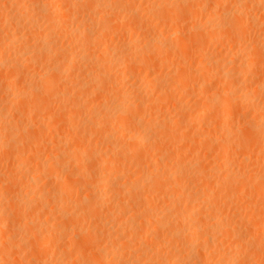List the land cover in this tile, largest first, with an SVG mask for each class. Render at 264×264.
Segmentation results:
<instances>
[{
  "label": "bare ground",
  "instance_id": "obj_1",
  "mask_svg": "<svg viewBox=\"0 0 264 264\" xmlns=\"http://www.w3.org/2000/svg\"><path fill=\"white\" fill-rule=\"evenodd\" d=\"M25 1L29 2V4H27L28 6L27 7L25 6L26 8L25 7L22 8L23 5L19 6V4L21 2L24 3V0L23 1L22 0H2V2L0 1V13H1L0 15L2 16L0 18V43L1 42L4 43L5 40L9 41V43L7 42L8 44L6 43L7 47H6L5 44L3 46V49H4V47L6 48V49H4L5 51L7 50V48L8 49L9 48H13L16 43H18L17 45L19 46V53H18L19 55L17 53H15L16 52L15 50H17V48H15L14 52H12L13 54L15 53V54L18 55V56L12 55L14 60H11V61H5L4 60L3 61V56H5V55H2V54H4L3 52H2V54L0 53V55H1L0 59H2V61L0 62V66H1L0 70L3 67L5 69L7 68V70H5V71L14 72L15 74H13V75H16V76H14L15 78L18 77V76H21V74H23V76L25 74V77H27L28 75H30V72H31V71L29 72V68L40 64L41 68L40 67L39 68H40L41 71L44 72L43 76L42 77L40 76L41 77V79H40L41 81L39 80L41 85L38 84L37 86H39V88L38 89L36 88V90H35L34 87L32 89L30 87L29 91H30V89H31V91L34 89L35 95L32 93L34 96H36L37 93L40 94V95L38 94L36 98H39V96L44 95L45 99L43 100V96H42L43 102H40L42 100L39 101L37 99L38 103L40 102L41 104L40 103L39 104H33L32 103V110L37 111L38 108H42V110L40 109V111H43V107L45 106L44 102H45L46 99L50 98V101L46 100V102L49 101L51 103L52 99H54V102H55V100H57V99H55L56 96H52L55 91L57 92V95H58L59 92H61V93H59V96H61V98L58 96L59 99H61V101H65L66 100L67 103L69 104V109H71V110H69L67 108L68 105L65 104V102L63 104L64 108H62L63 106L59 105V107H61L60 108L61 111L58 110L59 107L56 106L57 107L56 110L61 112L60 114H61L64 122L66 120V117H68V115L70 117H68L67 120H69V121L70 120L71 121L75 120L74 119L75 116H76V115L74 116V114H76L75 112H79L83 108L86 107V106H84V104H83L84 102L82 100L79 101L80 95H82V96H83V94L87 95L86 93H89V92L91 93V91H94L97 94H99V92H103L104 94L102 93V95H104V97H107V98L109 97L111 99L110 100L111 102L117 101L119 103H116L114 105L115 107L112 108L109 105L108 100H107V102H105L104 100H101V99L99 101L96 100L97 101L96 104L94 103V105H92L93 104L92 103L90 105L91 107L93 106L92 107L93 110L90 111V112L94 115V118L92 120L90 119L91 120V122L89 124L90 127L89 128H83L82 127L83 129H81V128L79 129L77 127V129H79L81 131V134H83L82 137L84 136L87 139L89 138V140L91 139V137H93V138L95 137L100 144H102V145L105 144L106 145V153L105 154L100 153L99 149L96 146V143H94L95 146H93L92 145L93 143L90 144L88 142V144H90L91 146L87 147V148H86V146H87L86 144L84 145L85 148H84V146H82L83 144L81 146L78 145V143H81V142L84 141V138H83V141L80 140V142H79L78 139H81V137L77 138L78 137L77 135L81 136L80 133L78 131L76 133V131H75V133H76L75 136H77V137L74 138L75 136L73 137V135L70 134L71 133L70 131H72V130H69V132H70L69 134L72 136L71 138H73V142L75 140L76 141L78 140L77 143H76V141L74 143L69 142V144L71 143L72 146L71 145L67 146V144L65 145L64 143H62V140H63L62 137L63 136L61 137L62 140H60L58 138L59 135L57 136V139H56L55 138L56 135L54 134L55 135V137H54L55 139L53 138L54 140H52V139L48 140L49 136L45 137V136H47V134L44 136L43 131H42L41 135L39 133H36V134H39V135H37L35 138H34L35 135H33L32 136L34 138L33 141H29L30 138L28 136H27L28 137V141H24L22 139L23 138L25 139L24 135L26 134L25 133L26 131L23 129L25 132L24 131L22 132L21 131L22 128L20 130V132H21L20 134L21 135H22V133H25V134L22 135L23 138L20 137V138H22L21 139V143H20L18 140H13V138H11V137L14 136V134L12 135V133H16L20 129V128H17V127H18V125L20 126L21 124L19 123L18 125H15V124L18 123L17 120H15L17 123L15 122L14 129H16V130L11 129L12 133H10L11 131L9 129L13 128V126L10 125L9 123H7L8 125H10V127L7 125L8 126L7 128H8L9 131L6 130V132L0 137V149L2 150L1 146L5 145L6 148L3 147V149H5L6 151H7V149L10 150L11 148H9L7 146H13V144H15V143L16 144L14 145V147L15 146H18V147L23 146V148L21 147V150L20 149L17 150L18 147L15 148L16 151L14 150V147L12 149V151L13 150L15 151L14 155H17V156H15V158H17V159L20 158L19 161H21V158L24 161L25 157H27V158L29 157L28 154L31 152L29 150H32L34 152V151H36L38 149L39 151L38 150L37 151L39 153L40 150H42V149H39L40 148L39 147L40 144H43V146L45 144H47L49 146V150L51 149L52 151H55V153H53V154L50 153L51 154L50 156H48V154H49V152H52V151L51 150L48 151L47 158L45 157L44 161L41 160L42 164L41 163L39 164V161H38V164L41 165V167H43V168L45 167L44 165H46L48 167V168L45 167V170L42 169V170H44V172L41 171V172H43V174L46 175V176L44 175L45 176L43 178L44 181H45V179L47 177V179L50 180L49 181L50 182L49 185H51V182H53V183L55 182L54 184L57 183L56 184L57 186H53V187L50 186L51 189L48 188V189L45 190V188L43 186H41V187L38 186V181L40 180V178L38 179L37 175L31 174L30 178H29V176L25 177V176L21 175L22 177L29 178L28 180H26V179L25 180L29 181V182L31 181V184H30L31 185V190H33L32 191L33 193L30 191L32 193L31 196H29L27 193H26V195L24 194V196L22 197V200H21L22 202L21 203L24 206L25 205H27V206L30 205L29 206V210L32 209L31 212H33L34 207L37 206L36 208H38V209L40 207V209H39L40 211L39 212L36 211L37 213H31V214L37 215L38 213L43 212V211L46 212V213H49V215H51V216L54 215V214H57L58 215L57 217L55 215L54 216L57 219H61V220L64 218L65 223L68 221L69 218L73 219V223L74 222L76 223V221L80 218L78 216H75L76 211H77L78 215L81 216L82 219L84 217V219H83L84 221H85V219L87 220V218H85V217H88V218L90 217L91 220H93V221L95 220L97 222V223L95 222V225L99 224L100 226L98 225L99 226L98 228L95 227L94 229H90V230H92L94 232L95 237H93L91 239L88 236V234H87V236L89 237L87 241L90 242L89 243L90 245L92 243V241H90V240H95L94 243L99 241V244H100V240H99L100 238L99 239H97V238L101 234L102 238H104L105 240H107V242H109L111 244V247H110V244H108L109 247H110V250L105 252V250H104L105 249L104 244L106 243L105 242L102 245V246H104L102 251L100 249H96V248L94 249V247L91 248V249H94L93 251L90 250L91 254L87 255V252L90 253L89 251H87L86 252L87 257L90 256V255L95 256L96 259L94 261L95 262L94 264H103L102 263L103 261L104 262L105 261L106 262L110 261L112 264H209L211 259H213L214 256L216 257L217 255L218 256L216 257V259L219 256L221 258H220V261H218L215 264H264V236H259L258 237V235L255 234V235H257V237H255L253 235L254 232L249 231V229H251L253 227L252 223H253V225L255 224L254 220L257 221L258 219H256V218L257 217L260 218L259 216H257L259 210L261 212L262 209L264 210V207L261 208V209H257L256 210V211H258L257 215L256 214H254V215L251 214L252 211L250 212V215L248 214V210L249 209L254 210L255 206L257 207V205L255 204V200H256V203H258L259 205L262 204L264 206V187L261 186V189L258 188L257 189L258 192H256V190H255L256 194L252 195V197H251L250 194H249L250 196L248 195L249 199L252 198L251 200L254 201V202L253 201L252 202L255 205L252 204L250 202L251 200L247 199V197H246V199L249 200V201H247V204H246L247 205L246 211H247L248 215L247 214L246 215H243V214L241 215V214L235 212L232 215L230 214L231 217L225 216L226 217V218L224 217L225 219L222 218V219H220L221 220L220 222L219 221L215 222V220H217V219L215 218V220H214V217L216 216V213L218 214L219 212H214L215 216L213 215L214 213L211 214V216H213V220H214L212 222V221H210L212 218H211L210 212H209V211L213 212L214 208L216 209L217 202H219L221 200L226 199V200L234 201L235 197L238 196L237 195L238 193H237V191L235 189H237V187H239V184H240V188L244 191V189L246 187V184H248L247 180H253L254 178H256L255 176H256L257 173L252 178V174H249L251 171L248 172L250 169H248V171L247 170L245 171V168H247L246 167V163H248L247 161L251 160L252 157L258 158V156L257 155L254 156L253 152H251V151L252 150L256 151L257 149H260V148L256 149V148H254L252 146L251 147L252 149H251L250 148L251 144L256 146V147L262 145V146H260L261 149H262V147L264 145V102H263V105L261 107L259 105H255L257 102L261 101V99L264 101V82H263L264 79L260 80V81H257V80H259L261 78V77H259L260 73H262V71L264 70V59L261 56V48H262V45L264 44V21L261 22V23L258 22L259 21L258 19H257L258 21H254L255 19L254 20L251 19V17H253V16L249 17L246 12H248V10H250V11L251 10L252 11L255 10L254 12L256 13V12L260 11V9L264 10V0H159L160 2L158 0H157V2L156 1L155 2H149L150 0L149 1H145V0L142 1L141 0L143 3L139 2V4L134 2L133 0H61L62 2H65L66 5H68V7H70L73 10V11L72 10H70V11H72L73 13L75 12V14L78 13V14L81 15L80 21L77 20V18H76L77 16L75 14L74 15H75L76 19L74 18L73 21H72V18L70 19V17L68 16L69 14L71 15L72 12L70 13V11L68 10V12L66 11L67 12L66 13L65 9L67 7L65 8L62 3H61L62 6L58 7V8L64 7L65 9H64L63 12L65 14L61 15V16H65L67 14L68 18L65 16L66 18L64 17V19H63V18H61V16H58L59 13L62 10L60 12L58 10L57 17H56V14L55 15L53 14L56 11L53 12V13L50 12V11L47 12V10H48L47 8H50V5H49V7H47L48 3L46 1H44V0H25ZM28 2H26V3H28ZM52 3H55V2H52ZM103 3H104V5H103ZM105 3L106 4L108 3L109 7H107V9L110 8V10H108V11H110V13L106 12L107 10H106L105 7L107 5L105 6ZM168 4L171 6V9L172 8H174V9L173 10H169L168 8H170V7H168ZM164 7H166V8H164ZM211 7L213 9L218 10L219 11L218 13H220V14L219 15L216 14L217 12H213V13L211 12L212 14L209 13L208 16H210V18L208 19V17L206 16L207 20L205 19L206 22H204V19H203V22H204L203 25H198L197 24L198 21H196V24L194 23L193 26H189L188 25L189 23H192V21H193L192 18L194 16V14H195V17L197 15V17H198L197 19H200L201 16L206 14V12L204 13L203 11H200V10L207 11ZM102 8L103 9L105 8V10H102ZM51 9L54 11V9L52 8V5H51ZM195 10H196V12L194 13ZM188 11L189 12L193 11L194 14L191 13V12H190L191 13L190 14ZM198 11L203 13V14L202 13L199 14V15H201L200 17L198 16V13H199ZM33 13H35L37 15L36 17H40L43 20H46L47 22L43 21L45 24L49 23L44 28V30L47 31V34H48L49 38H47V39H45L46 37L43 38V35H42L43 33L41 34L40 31L45 25L43 27H41L42 21L40 23L38 21V19H35L36 17H34ZM262 13L263 12H261L260 14H262ZM30 14H32L33 16H31ZM184 14H186V17L184 16ZM187 14H190L192 16V18L185 21L186 23H188V24L185 23L186 24L185 28H186L187 25L189 26L186 29V32L189 33V34L187 35V37H185V39H187L189 41V35H191L190 36V42H192L191 40L193 39L192 45L194 43H196L195 44V45H197L196 46V51L200 55V58L202 59L200 61V64L202 62V64H201L202 67H199L198 69L192 70V68L190 69L188 66L187 67L182 66V65H185V63L184 64L182 63V65H180L181 67L178 69L181 72L176 71L177 75L176 76L172 75L171 78L168 77V78H170L168 80L166 78H162L161 79L160 76H159V78L158 77L157 78L152 77V80L150 81V85H152L154 87H157L156 89L157 90L159 89L160 92H161V94L157 98H155V97L152 98L153 96L151 97V95L149 96V94H150L149 91H147L149 94L148 93L146 94V93H144L146 90L144 92H142L141 90L135 89L138 86L136 85L137 87H135V85H133L134 89L133 88H131V89H133L134 92L131 89L130 90L132 91L131 93H134L133 95H135V96H133V99L131 101L130 99L132 98V96L129 99V96L127 97L126 94H124L123 91H122L123 92L122 93L119 90L120 88H118L119 87L118 82H120V84H123V83L126 84V82L129 81L127 79H131V81H132V79H137L139 77V75H140V74H138L139 71H138L137 67L138 68L140 67L139 70H141V68H144V70H146L145 67L149 68L150 66H152L154 64H156V65H154V67L157 66L158 65L157 62H159L160 60H162V62L165 60V65L168 64V63H171V62H174V63H171V65L175 64V61H178L177 59L175 60V58L176 57H180L181 55L180 56L176 55V57H174V59H173L174 61H171V62L168 61L167 62L166 60L169 59V58L167 57L166 59H163L165 57L162 58L160 56V53L165 55L164 54L165 52L168 53V52H171L173 50H175L173 52L177 51V53H178L179 50H177V49H179L180 47L185 46L184 49L187 50L188 47H186V46H190V44L189 45L188 44H184L186 42L188 43L187 40L185 42V40L183 39L182 41L184 43L181 41L182 35H183L182 33L173 32L171 34L163 35L162 33H159L158 30H155V28H156L155 26L156 25L154 26L155 27L154 29L152 28L153 27V25L151 24L152 21H154V19H155L156 22H157V20L158 21L160 20V22H159L160 24H161V22H163L164 24H168V23L173 22V24H174L175 23L174 21L177 22V20H180V19H182V21H183L184 20L183 18L187 19V16L188 17L190 16V15H187ZM250 14H252V13L250 12ZM123 15L126 18V20H125L126 23L124 22V20H123V22L119 21V22H121V23H119L118 19H119V17L121 19L122 18L124 19V17H122ZM144 15H145V17H144ZM262 15H264V14H262ZM262 15H260V16H262ZM257 16L258 15H256V17ZM260 16H258V17H260ZM78 17H79V15H78ZM216 17H220V20H222V22L218 23L217 22L218 19L216 20ZM4 18H5V20H4ZM40 18H39V20H41ZM213 18L216 20V22L213 20ZM70 20H71V22H70ZM148 21H149V23H148ZM28 22L30 24H32V25H30V28L33 26V28L31 29L33 31L29 32V30H28L30 36H29V38L27 37V39H25L24 35H22L24 37L23 38V37H19L18 35L17 36L13 35V34L10 35L8 32L4 33L5 29L3 30V28L1 27V26H3L2 24H4L5 26H8L10 28L12 27L10 30L14 29L18 33V31L20 32L23 29V27L25 28L28 25ZM156 22H155V24H156ZM194 22H195V19H194ZM39 23L41 25H39ZM118 23H119V27H121V26L122 27L116 29L118 31L115 32L114 28H116V25L118 26ZM244 23H245V25L247 23L248 24L251 23L253 25L252 26L253 28L255 26V28L258 29L259 33L261 32V34L259 36L258 35L259 33H257L256 30L255 31L250 30L249 31L250 33H251V31H253L252 32L253 33V38H255L254 35L256 34V36L257 35L259 36V37H257L259 39L258 40H256L257 38L254 39V41H255L254 43L255 44L253 46H252V44H250L251 46H248L246 48L244 47V49L246 50L245 52L247 53V54L246 53L245 54L246 55L249 54L248 56L251 55L253 57L252 61L249 62V61L244 60L246 58L245 57L246 55H242V54H239V53L238 54L234 53L233 56L231 54L232 57H230V56L228 57L227 55L224 56V57H222V56L220 57L218 53H217L218 55L216 53H214L215 55L212 54L210 56V55H208L207 52L206 53L204 52L205 49H203V44L206 43L207 39H211V42H208V40H207V43H209L208 44L209 46H211L210 44L212 42H215L216 37H217V39H219V43L222 40H224V38L226 39V37H227V39L230 36H232V37L237 36L238 37V34L239 35L242 34L240 36L241 38L238 37L239 39H242V38L244 39L246 36L245 37H242V36H244L245 34L247 35L249 33V32H246L247 31L246 29L248 28V24L246 25L247 28H245ZM24 24H27V25L25 26ZM146 24H147L148 27H150V25H152V26H151L150 33L146 32V34H149V36L146 35L149 38L146 37V39H145L146 41H144V37H143V41L144 42L143 43L139 42V43L142 44V47L138 48V46L135 43H132L133 40H132V42L129 41L130 43H125V44L122 43L123 45L121 44V46L119 45L117 47H113V45H115V44L111 45L112 43H110V42H109L110 45H109V43L107 44V40L109 39L108 36H109L110 32L111 33L113 32L114 34H117L120 31V29L124 30V28L127 27V26H130L133 29H136L138 31L139 30L140 31H142V30L144 31V28H145L144 26ZM181 24H182V22H181ZM242 25H243L244 29L246 30V31L244 30L245 34H243L244 32H242L243 31L242 30V28H243ZM178 26H181V25H178ZM130 27H128V30L131 29ZM158 27H161V25H158ZM249 27H250V29H253V28H251V25ZM164 28H165V26H164ZM184 30L185 29H183V31ZM42 32H43V30H42ZM142 32H140L141 36H142ZM113 33L111 34V36L114 35ZM119 33L121 34V32H119ZM125 33H126V31H125ZM128 33H130V32H128ZM131 33H132V31H131ZM177 33L181 34V37H178L176 35ZM250 33H249V35H251ZM45 34H46V32H45ZM45 34H44V36H46ZM133 35H135V34L133 33ZM185 35H186V33L184 34V36ZM192 35H193V37L196 36L195 37L196 39L193 38ZM249 35H247V38H248ZM176 36L178 37V39L175 41L177 43H174L173 38L176 37ZM211 36H214V38H212ZM221 36H223L222 40H220L221 38H219ZM69 37H70V40H68ZM62 38H65V40L67 39V42H66L67 46H66V43H65V45L63 43L64 46H60L59 47V45H57V43L60 40V45H61ZM31 39H32L31 42H33V40L35 41L34 45H31V43L29 44V42H30L29 40H31ZM194 39H195V41H194ZM213 39H214V41H213ZM228 40L234 41V39H228ZM242 40H240V41H242ZM126 41H128V40L126 39ZM178 41L181 42L180 43V45L182 44L181 46L178 45L179 44ZM244 41H245V39H244ZM236 42H238V41H236ZM219 43H218V45H220ZM225 43L226 42H224V44ZM230 43H232V42H230ZM212 44L215 45V43H212ZM222 44H223V42H222ZM224 44H223V46H224ZM233 44H235V41L233 42ZM204 45H206V44H204ZM208 45H206V47L209 48ZM0 46H2V45H0ZM225 46H230V45H225ZM95 47L97 49H95ZM206 47L204 46V48H206ZM263 48H264V46H263ZM92 49H94L97 52L96 54L99 53V55L94 54L93 52H95V51L92 50ZM184 49H182V51H184ZM194 49H193V51H191L192 53L195 52ZM224 49H225V47H224ZM241 49H243V48H241ZM186 50L184 51V53L180 51V54L181 53L186 54V52H188ZM206 50H207V48H206ZM239 51H240V49H239ZM100 52H101V54H100ZM173 52H171L172 55L170 56V58L175 54V53L173 54ZM243 52L244 51H242V53ZM149 53H150V56L153 53H154L153 55H155V56H157L159 54L158 56H160L161 58L160 57H153V56L148 57ZM262 53H264V52H262ZM190 55H192V54H188V55L186 54V56L185 55H183V56L185 58L187 56H188V58H190L189 57ZM263 56H264V54H263ZM92 57H93L94 60L92 59ZM9 58H7V60H9ZM153 58H157V59H153ZM191 58H192V56H191ZM186 59H184V60H186ZM22 60H24L23 62L26 63L25 65H28L27 67H25V65L22 64V62H21ZM47 60H51L52 61V65L50 64L51 61L49 63H47L46 62ZM184 60H182V62ZM188 60H190V59H188ZM188 60H186V61H188ZM92 62L93 63L95 62L97 64L96 66L94 65L95 67L92 65L93 68L89 67L90 63H92ZM159 65L161 66L162 63L159 64ZM170 66L167 65L166 67H170ZM225 66H229V68L226 67L227 70L224 69L226 71H223V68ZM176 67H177V65H176ZM190 67H191V65H190ZM39 68H38V71H40ZM112 68H117V70H118V73L117 74L115 73L116 75H114V76L111 75ZM195 68H196V66H195ZM32 69H34V68H31V70ZM173 69L176 70L177 68H173ZM261 69H262V71L260 73L257 72L258 78L255 79L253 77L254 74L256 73V71H259ZM2 70H4V69H2ZM113 70H115V69H113ZM34 72H35V69H34ZM113 72L114 71H112V73ZM8 73L11 74V72H8ZM36 73H37V71H36ZM174 73H175V71H174ZM174 73H172V74H174ZM0 74H1V72H0ZM2 74H1V77H0L1 80H2L3 76L5 77V75H2ZM5 74H6V72H5ZM195 74L199 75V77L201 76V74H204L203 76L207 75L208 77H214L215 78V79L213 78L214 80H216V77L219 76L220 79H222L224 81V83L226 82L225 84H223V83L222 84H223V86H227V88L225 87L226 89L225 88L224 89H218L215 92V94H211V92L210 93L207 92L209 89H211L210 88V84H209V89H205L207 91L201 90V88H203V86H204V84H202V83H205L204 81H202V83L199 82L200 86H198V88L196 86H194V84H193L192 87L194 86L193 88H196V91L198 89L201 90L200 91V96L202 97V99H204L205 104L201 103V105H203V106L201 107V105H198V107H197L196 106L197 103L195 104L193 102L192 104H195V107H197V108H196L195 112L191 111L190 113H192V114L189 115V111L191 110V109L189 110V108L190 107L193 108V106L192 105L191 106L188 105L189 106L188 107V106H185V104H184V106H181L180 104H182V103H180V100H179V104L178 105H180L181 110H179L178 113L180 111H182V112H180L181 115H179V114L178 115H179V117L181 119L178 120V118H177L176 121H174V122L167 121L169 123L165 124L164 121H163L164 124H161V123H159V121L161 119L157 120V119H154L152 117V119L150 118V120H147L148 122L145 123V121H143V120H141L139 118L140 114L143 115L142 113L146 112L147 110L151 109L152 112H153V108L154 109L155 108L158 109L159 106H160L159 108L165 106V105L161 106L162 103H165L164 100L167 101L166 105H169L170 103L169 104H167V103L169 101L171 102V101L174 100L173 99V97H174L173 92H175L172 89H169L171 87V85H174L173 87H175V88H179L178 90H182L181 89L182 87L184 89V86L182 84L186 83L185 80H187V83L191 84L192 82L188 81V79L191 80V76H193V75L195 76ZM263 74H264V72H263ZM35 75H36V77L37 76L39 77L40 74L39 75L35 74ZM35 75H34V77H35ZM241 75L248 76V80H250V78H254L256 81H252L253 79H251L252 82L249 81L251 83L250 85L245 84V82L243 83V79H242ZM207 76H205L204 79L206 78L208 80ZM250 76H252V77H250ZM12 77L13 76L11 75V79H9L8 82H5L6 84L2 83V84H4L3 85L4 88L8 89L7 83H9V85H10V82L12 81ZM25 77H24V79H25ZM146 77H144V78H146ZM5 78H7V75H6ZM20 78H18V79H20ZM139 78H142V76L139 77ZM193 79L194 80H192V81H195V77ZM199 79H202V78L200 77ZM204 79H202V80H204ZM4 81H7V80H4ZM14 81H16V80H14ZM32 81H34V79H32ZM218 81H219V79H218ZM218 81H216V83ZM28 82H30V81H28ZM114 82H117V84L109 85V84L114 83ZM196 82H197V80H196ZM17 83H19V82H17ZM136 83H137V81H136ZM140 83H141V81H140ZM151 83H153V84H151ZM2 84H0V87L2 86ZM23 84L24 83H22V85ZM61 84H70L71 88H69L68 91L70 89L72 91L76 90V91H73V93L74 94H78L79 93V95H78L79 97L76 96L78 98L75 100V96L72 94V92H71L72 95L68 94L69 92L66 90L67 87L64 90H62V91L61 90L57 91V90H59V86L58 85H61ZM133 84H135V83H133ZM190 84H188L189 87H190ZM205 84H207V83H205ZM222 84H220V86H222ZM29 85L31 86V84H29ZM195 85H198V84H195ZM3 86H2V88H0V90L3 89ZM56 86H58L57 90H56V88H57ZM220 86H219V88H221ZM234 86L235 87L238 86V89H236V90L233 89ZM15 87H16V85L13 88H15ZM68 87H69V85H68ZM129 87H131V86H129ZM145 87H148V85L145 86ZM189 87H188V89H189ZM20 88H21V86H20ZM20 88L18 90L19 92H15V93L12 92V90L15 91V89H12L10 93L7 92L6 89L4 91H6L9 94H12V97H15V96L17 97L18 95L22 96L21 99L18 101V102H20L19 105H21V102H22V106L23 105H27V104L31 105V102H30L31 99H29L30 100L29 101L30 104L28 103V99H23V97L26 98L29 95V92H28V95H27V92L25 93V91H20V90H22ZM193 88H192V90H193ZM24 89H26V88H24ZM146 89H148V88H146ZM149 89H151V88H149ZM215 89H217V87ZM151 90L153 91V89H151ZM237 90H239V92L241 94L238 93L239 94L238 95L237 94V92H238ZM31 91H30V95H31ZM107 92H109V93L111 92L109 94L111 97L106 94ZM112 92L114 93L113 97L111 95ZM180 92H184V90L180 91ZM198 92L199 91H197V93ZM90 93H89V95H90ZM189 93H192V91L191 92L189 91ZM193 93H195V92H193ZM212 93H213V91H212ZM1 94H3V93H1ZM1 94H0V96H1ZM4 94H6V93L4 92ZM97 94H96V96H97ZM170 94L171 95L173 94V95L171 96ZM6 95H8V94H6ZM13 95H15V96H13ZM68 95L73 96L74 99L72 97H70L73 100L72 99L69 100V98H67ZM2 97H4V95H2L0 97L1 101L3 100ZM19 97H17V99ZM51 97H53V98H51ZM93 97H94V95H93ZM171 97H172L173 100L171 99ZM198 97H199V95H198ZM32 98L34 99V97H32ZM101 98H102V96H101ZM195 98H197L196 95H195ZM256 98H260V100L258 101V100H256ZM4 99H5V101H8V102L10 100V98L8 96H5ZM17 99L13 98L12 100H16L17 101ZM33 99H32V101H33ZM254 99L256 100L255 104L253 102ZM24 100H27V102H25L23 104ZM16 101H15V103H16ZM46 102H45V104H46ZM85 102H88V101H85ZM177 102H178V100H177ZM240 102H242V103L245 102L248 106H251L254 109L253 111H255V109H256V111L258 112V115H256V116L253 115L254 119H249L248 118L249 120H245L246 117H244L245 122L242 119V121L245 123V126H248V130H246L247 133H243L244 134L243 136H245V139H244L243 136L240 135L241 136V137L239 136L240 138L239 137L235 138V140L238 139L237 140L238 144L236 143V141H233V143L235 142L240 147V151H241V148L243 149V151H242L243 154H242V156L240 155L242 157L241 163L235 159L234 155H232L233 148L236 147L237 145L235 143H234V145H236V146L231 145V144H233V143H231L232 141L229 142V139L231 137L233 138L232 135H234V137H236L235 136L236 133L234 134L232 132L233 131L232 130L231 131L232 133L229 135L231 137L228 138L227 135L229 133L225 132V130L227 131V129L224 128V130H223V127H228V126L225 125L223 127L220 126V128L218 127L219 124L225 123V122L222 123V121H223L222 115H223V112L225 111V109L232 106L231 108H233L232 110L234 112L232 110H230L231 109L230 108L229 110H227L228 111V115H226V116L232 115V114L229 115V111H231V113L235 114L236 111L234 110L233 105H235L237 103L236 104L237 107L239 106L241 108L240 105L242 103L240 105H238V103H240ZM59 103H60V101H59ZM12 104H13V102L9 103V107L10 108L12 106H14V109L18 108V107L15 108V106H17L16 104L15 105L14 104L12 105ZM42 104H43V106H42ZM60 104H62V102ZM159 104H161V105H159ZM173 104H175V103H173ZM28 105L26 107H28ZM48 105H50V104L48 103ZM48 105H46V107H44V109L45 108L48 109L49 108ZM3 106H7L8 107V105H3ZM87 106H89V105H87ZM156 106H158V107H156ZM19 107L22 108L21 106H19ZM6 108H4V110ZM10 108H8V109H10ZM87 108H89V107H87ZM92 108H90V109H92ZM176 108H178V107H176ZM24 109H25V106H24ZM26 109H28V108H26ZM26 109L25 110H23V109L21 110V112L22 111L24 112V115H28L27 112H26L27 114H25ZM1 110H0V114H1V112L4 113V110H2V111ZM49 110H51V109H49ZM5 111L8 112V110H5ZM256 111L254 112L255 114H257ZM21 112H20V114H22ZM52 112H53V110H52ZM210 112L215 114V122L218 125L216 123H214V124H216L217 128H219L220 130H221V127H222V130H223L222 131L223 133L220 136L223 137L224 142L220 141V144L223 143V144H221L220 147L217 146V145H220V144H218L219 142L217 144H215L216 143L215 139H217L216 135L219 132V130H216L217 133L214 135V136H216V138L213 140L214 142H213L212 145L214 146V144H215V146H214V148H210V147H213V146L211 144L209 145V142L214 138V136H213V138L211 137L213 135V132L208 130L211 126L205 127L204 131H195V130H193V127H194L193 123H190L191 121H189V117H187V116H191V119L193 120V118H194L196 113H198L197 115L202 114V116L203 115L206 116ZM225 112H224V114H225ZM39 113H41V112H39ZM47 113H49V111ZM55 113L57 114L56 111H55ZM87 113H89V112H87ZM238 113H239V111H238ZM50 114H48L49 116L47 115L48 118L51 116ZM60 114L59 113L57 114V116L59 115L58 118L56 116H55L56 117L55 118L53 115H52V118L54 117L56 119L55 120L56 122H57V120H60V123H61V119L62 118L59 119L60 118ZM156 114H157V112H156ZM43 115L45 117V114H43ZM71 115L74 116V117L71 118ZM80 115L81 114H79V115L77 114L78 117ZM239 115H237V116H239ZM1 116H2V114H1ZM14 116H16V115H14ZM14 116H13V118H14ZM204 116L202 118H199V119H203V118L205 119V118L208 117V116H206V117H204ZM253 116H252V118H253ZM22 117H23V115H22ZM146 117H147V115H146ZM234 117L235 116H233L231 118L234 119ZM0 119L3 120V118H0ZM18 119H19V117H18ZM40 119L41 118H39V120ZM210 119L211 118H209V119L207 118V120H210ZM229 119H230V117H229ZM240 119H241V117H240ZM2 120H0V121L2 122ZM4 120H5V118H4ZM8 120L6 122H8ZM22 120H23V118H22ZM22 120H18V121H22ZM32 120H34V119H32ZM43 120H45V119H42V121ZM42 121H38V122H42ZM45 121H47V119ZM77 121H79V120H77ZM126 121H129V123L130 122H133V123L136 122V125H137V127L139 126V128L146 127L145 128L146 129V133L144 135H143V133H142V135H141V133H138V134H140V136H138V137H135V134H133L134 136H129L130 135L129 134L127 137H125L124 134H123L124 136H121L122 134L117 136L116 135L117 132L116 133L114 132V130H116V129L113 128V125L114 124H116V125L118 124V127L119 126H124ZM201 121L203 122V120H201ZM205 121L206 120H204V122ZM225 121H226V119H225ZM231 121L232 120H230V122ZM1 122H0V125H1ZM13 122H14V120L13 121L11 120V124ZM199 122H200V120H199ZM207 122L204 125H209ZM2 123H3L2 124V128H3L4 122H2ZM42 123H44V121ZM50 123H51V121H50ZM57 123H59V121ZM67 123H68V121H67ZM126 123L129 125L128 122H126ZM61 124H62L61 126L65 125L63 123H61ZM70 124H69V126L66 124L67 125L66 127H70ZM127 124L125 126L129 127ZM211 124H212V121H211ZM226 124H228V122ZM233 124H234V122L231 124V126ZM24 125H25V123H24ZM37 125H38V123H37ZM57 125H59V124H57ZM73 125H74V121H73ZM130 126H132V125H130ZM229 126H230V124H229ZM241 126H243V125H241ZM50 127L52 129L55 126L53 125V127L52 126H50ZM118 127H116V128H118ZM182 127H185L186 129L188 128L190 130H193V131H191L193 133V137L191 135L188 136L187 132H190L189 130L186 131V136H184L185 134L182 136L181 135L182 133L178 132ZM72 128L75 129L76 126L74 127L71 124V129ZM130 128L131 127H129V129ZM228 128H230V130H231V127H228ZM249 128L251 129V131H250ZM32 129H33V127H32ZM51 129H49V130H51ZM55 129H57V128H55ZM55 129H53V131H55ZM138 129H136V130H138ZM145 129L142 130V131H145ZM236 129H234V131ZM244 129H246V128H244ZM45 130H47V128ZM2 131L4 132V129L1 130V132ZM53 131H51V132H53ZM1 132H0V135H1ZM35 132L34 133L32 132V133L35 134ZM38 132H39V130H38ZM170 132H172V133H170ZM177 132L181 133V134H178ZM204 132H206V133H204ZM209 132H211L212 135H210L211 133H209ZM220 132L218 134H220ZM228 132H229V129H228ZM250 132H251L252 135L250 134ZM18 133H19V131H18ZM55 133H57V132H55ZM135 133H136V131H135ZM207 133H209V134H207ZM20 134H19V136H20ZM171 134H172V136L174 138H172V137L170 138L169 137ZM205 134L209 135L208 137H210V139L212 138L209 142H208L209 139H207V137H205ZM16 135H17V133H16ZM177 135H179V137L181 136L180 137L181 141L178 139ZM247 135H249L248 137L251 138V140L249 142H248V140L246 141V139L248 138V137L246 138ZM19 136H17V138ZM27 137H26V139H27ZM195 137L200 138V141L198 139V141L195 143V145H193L194 143H192V142L193 141L195 142ZM202 137L203 138L205 137V139H207L203 143H201V145L202 144L208 145V147L205 148L206 152H209V149H211V155L214 153L213 154V156H214L217 153L216 152L217 149L215 150V147L219 148V151L217 150L218 152H220V155H219L218 159L221 162H220V164H219V162H217V166H218L216 168V170L218 169L217 171L214 170V168H213V170L216 171L215 173H217L216 174L217 175L216 179L214 177V179L216 180L215 182L213 180H210V178H208L210 176V174L212 173V171H211L210 168L207 169L208 166H205L207 164H205V165H201L200 164L199 165V162H197L198 164H196L195 166H190L189 164H183V160L185 159V157L183 159V151H185L184 152V155H185V153L187 152V149H188V151L190 150V152H191V150H194L195 147L198 145L197 143L201 142V138ZM17 138H15V139H17ZM50 138H52V136H50ZM166 138H170V142H169L170 144H168V142L166 141ZM242 138L246 142H243L242 144H240V142L243 141ZM64 139H66V138L64 137ZM163 139L166 141V144H168V147H166V148L164 147L165 149L162 147V144H164ZM178 140L180 141V143L183 141V145L182 146L180 145ZM177 141H178L180 146L176 145ZM187 141H189L188 145L189 144L191 145V143H192V145L189 146L188 148H186L188 146V145L186 146ZM18 142L20 144H22V145L20 146V144ZM85 142H86V139H85ZM17 143H18V145H17ZM51 143H52V145H51ZM131 143L136 144V146H138L139 148L136 149L135 146L134 147L131 146L133 148L129 149L128 145L130 146ZM248 143H250V146L248 145ZM73 144H76V145L73 146ZM134 144H132V145H134ZM165 146H167V145H165ZM193 146H195L194 149L192 148ZM201 147H203L202 149H204V146H201ZM239 147H237V149L235 151H237L239 149ZM139 149L140 150L143 149V151H145V149L152 150L153 153L148 151L149 152L148 154L151 153L150 155H152V157H153L154 154H156V158H154V166H153L154 168L153 167H152L153 169L151 168L152 169L151 172L143 171V169L137 167L138 169H141V171H143V172H141L142 176H140L138 178L133 176L132 178L135 177V179L131 178L132 180H129L130 177L129 178H127V177H125V178H123V177H115V179L113 181L109 182V180L112 179L111 178L112 175L110 173H108L109 170H107L105 167L102 168L101 164L105 163L106 165L109 164L111 166V164H113V163H115L117 165V163L120 162L121 160H124V162H125V159H126L128 161L127 158H129V157L138 159L140 154L143 153ZM198 149L201 150L200 146H199ZM213 149H214V151H213ZM247 149H250V150H248L246 152ZM6 151H4V152L0 151V152L1 153H5ZM12 151L10 150L9 152H7V153H9V156H10V152L12 153ZM28 151H29V153H28ZM235 151L233 152V154L235 153ZM240 151L238 150V152H240ZM42 152H40L41 155H42ZM196 152L197 151L193 152V154L196 153ZM206 152L205 153L202 152V153H204L203 157L206 156ZM248 152L252 153V155H250L252 157H250L247 154ZM258 152H256L255 154L259 155L260 153H258ZM107 153L110 154V155H108ZM11 155H13V154H11ZM29 155H31L30 158H28L30 160H31L32 157H36L37 156V154H34V155H36V156H34V155H32V153H30ZM106 155H108V156H106ZM145 155H144L143 158H142L143 155H141V157L138 159V162L139 161L141 162V159L142 160H146L145 158L150 156V155H148V156L145 157ZM208 155H207V157H209ZM38 156L40 157V155H38ZM38 156H37V158H38ZM191 156L193 157V155H191ZM197 157H198V155H196V159H197ZM12 158L14 159V156ZM27 158L25 159L26 161L28 160ZM214 158H215V156H214ZM13 159H12V162H13ZM32 159H34V158H32ZM200 159L201 158H199V160ZM215 159H214V161H215ZM260 159H261V156H260ZM165 160H167V161H165ZM252 160H253V158H252ZM19 161H15V162L19 163ZM23 161H21V162H23ZM254 161H255V159H254ZM34 162H36V161H34ZM186 162L188 163V161H186ZM237 162H239V164H237L238 165L237 166V172H233V167L236 165ZM249 162L251 163V161H249ZM86 163L92 164L91 167L90 168H83V165H85ZM126 163H124V164H126ZM143 163H145V161H143ZM253 163H251V164H253ZM260 163L258 162V164H260ZM263 163H264V161H263ZM38 164L35 163L34 166L37 167ZM97 164L101 165L100 167L102 168L101 170H104L103 172H101L100 170L96 169V165ZM140 164H142V163H140ZM64 166H68V167L69 166H71V167L74 166V170L72 169L73 173H68L67 172L68 174H64L65 169L62 170L63 172L61 171V169H63L61 167H64ZM110 166H109L108 169H110ZM122 166H125V165L122 164ZM133 166L136 167L137 165L134 164ZM117 167L120 168V166H117ZM37 168H39V166ZM59 168H60V170L58 171ZM104 168L107 170V172L105 171ZM142 168H143V164H142ZM169 168L171 169V171L169 170ZM47 169H49L48 172L46 171ZM67 169H66V171H68ZM262 169H263V167H262ZM33 170H32V172H33ZM121 170H122V167H121ZM18 171H19V169H18ZM35 171L37 173L39 172V170L38 171L35 170ZM45 171H46V173H45ZM115 171H116V169H115ZM125 171H127V170H125ZM36 172H34V173H36ZM254 172H255V170H254ZM43 174H40V175H43ZM116 174H114V175L116 176ZM139 174H140V171H139ZM262 174H264V173L262 172ZM25 175H26V173H25ZM15 176H18V175L17 174L16 175L13 174V177H12V174H11V178L14 179ZM173 176L177 178L176 181H172L171 180L173 178ZM22 177H21V179H22ZM202 178H203V180H201ZM204 178H208L210 180V182H206L207 179L204 180ZM13 179L8 180V181H10L11 186H12V182H14V181H16V185H17V178H16V180H13ZM258 179H260L259 181H261V179L263 181V178H258ZM11 180H12V182H11ZM25 180L23 179L22 181H25ZM174 180H175V178H174ZM44 181H43V183H44ZM187 181H189V182L198 181V184H196L197 182H193V183H195V185L194 184H190V185L184 184ZM200 181H205L206 184H202ZM1 182H3V181H1ZM19 182H21V180ZM58 182H60L59 183L60 185L63 184V186L61 185L62 186L61 187L58 184ZM252 182L254 183V180L251 181V184L253 186H255V189H256L257 188V184H259L260 182H257L256 185H255V183L253 184ZM101 183L110 185L111 188H110L109 192L108 191L106 192V190H105V192L104 191H100L99 186H100V188H102L101 187V185H102ZM262 183H264V182H262ZM27 184L28 183L26 182V184H25L26 187L24 186L26 189H27ZM46 184H48V183H45V185ZM172 184H173V186H172ZM236 184H238V186L235 188ZM261 184H259V185H261ZM23 185H24L23 183H22V186L19 183V187L21 186V188H22ZM252 185H249V186H252ZM28 186H29V184H28ZM46 186H48V185H46ZM14 187H17V186H14ZM54 187H56V188H54ZM57 187H60V188H57ZM172 187L173 188L175 187V189H176L175 192L178 193V196L173 191ZM5 188H6V186H5ZM21 188L17 187L16 189L20 190ZM250 188H248V189H250ZM75 189H76L75 194H77L78 191H80L78 193H81V192L82 193H84V192L87 193V194H85V195H87V197L83 196V194L81 193L82 194V198H84V199H82L81 197H78L77 195H79V194L76 195L79 198L78 201L80 202V204H78V205L75 204L76 200H73V197L71 196V193H72L71 191L72 190L74 191ZM241 189L238 190V192L242 191ZM21 190H23V189H21ZM252 190H251V192H252ZM30 192H29V194H30ZM249 193H250V191H249ZM7 194H8V192H7ZM15 194H14V197H15ZM5 195H6V193H5ZM72 195H73V193H72ZM240 195H241V193L239 194V198H236L237 201L235 199V203L238 202L239 199H242L241 197L245 195V192H244V195H241V196ZM76 196L74 198H76ZM11 199H9L10 201L8 200L9 202H8L7 207H9V205L13 204L12 202H14V201L11 202ZM15 199H16V197H15ZM45 199L47 201H45ZM136 200L141 201L139 203L140 204L139 206L137 204L139 201L136 202ZM226 200L223 201V202H227ZM134 201H135L136 207L138 206V207L141 208V210L139 209L140 215H138V213H137L138 210H136V211L134 210L135 213H133L134 212L133 210H132L133 212H130L128 210L129 204L131 202H134ZM244 201H245V199H244ZM154 202H156V203L159 202L161 204L166 203V205H164L163 207L160 206V207L163 208L161 210L162 212L159 213L160 215L157 214L158 212L155 213V209L157 207L156 204H155L156 206H154L155 209H154V212H153V208L154 207H153L152 204ZM223 202H220L219 206H220V204L222 206H224V204H222ZM241 202H243V200ZM235 203H232V204H234L236 210H238L239 205H237V203L235 205ZM239 203L240 202H238V204ZM14 204H16L15 206L17 207L16 213L13 210L15 216L17 217L16 220H15V218H13L15 216L10 217V215H8L7 216L8 218L5 217L4 214H5L6 211L5 212L3 211L5 209L0 210V216L2 215L6 219H9V217L13 218L11 220L9 219V220L6 221L9 225L8 224H4V225L10 226L8 228H10L11 231L17 232L16 233L17 236H20V233H21V236L22 235H26V236L29 237V235H34L33 238L37 241V243H35L34 241L32 243L38 245V246H36V245H34V246L35 247H39L40 249L42 248V246L44 248L45 244H43V243L49 244L50 241H56L55 240V238H56L55 235L57 234L56 230L60 229V225L61 224L58 225V222H56V218L52 219L54 216H52L51 219L48 217L50 220H48L47 217H46L45 219H47V220L43 223V227L38 229L36 232H34L35 234L34 233L30 234L31 233L30 231L32 229L36 230L35 229L36 227L34 226L35 223L33 224V222H34L33 219L32 220H27V216L28 215L29 216H34V215H30V213H28L27 216H26L27 212H25V210H24V214L21 213V212L20 213L23 214V216H26V218L24 217L26 220L22 221L23 218L22 219L20 218L21 215L18 212L20 210L19 209L20 205L18 206V202H16V203L14 202ZM31 204L33 205V207H32ZM105 204H106V208H107V205L110 204L109 208L107 209L108 213L105 211L107 214L103 213L104 215H102V212H100V210L102 208H105ZM4 206L6 207V204ZM226 206H228V204L227 205L225 204L224 207H226ZM240 206H242V205H240ZM224 207H223V209L220 208V207L219 208L217 207V209H219V210L222 209V214H223V212H225V211H223L225 209ZM36 208H35V210H38ZM233 208H232V210L235 211V209H233ZM23 209H24V207H23ZM25 209H26V207H25ZM94 209H96L97 211L95 212ZM105 209H103V210H105ZM201 209L202 210L203 209L207 210L208 212H206L204 210L203 211L205 212V214L209 213L210 217L208 218V216H204L203 211ZM29 210H26V211H29ZM7 211H8V208H7ZM230 211H231V209H230ZM243 211H245V210H243ZM227 212H228V209H227ZM241 212H242V209H241ZM50 213H53V214H50ZM222 214H220V215H222ZM40 215H41V213H40ZM224 215H222V216H224ZM227 215H229V214H227ZM29 216H28V218H29ZM44 216H46V215H44ZM72 216H73V218H72ZM255 216H257V217L255 218ZM77 217H78V219H77ZM36 218L38 219V217H36ZM36 218H34V220H36ZM81 218H80V221L82 220ZM261 219H262V216H261ZM39 220H40V218H39ZM43 220H40V221H43ZM31 221H33V222H31ZM37 222H38V220H37ZM69 222L72 223L71 220L68 221V223ZM261 222H262L261 220H260L259 223L256 222V223H258L257 227H259V224ZM62 223H64V222H62ZM84 223H81V224H84ZM40 224H41V222H40ZM88 224H87V227L89 228L90 225H94V222L91 221L89 226H88ZM35 225L37 226V224H35ZM65 225L67 226L68 224L66 223V224H64V226ZM76 225H78V226H80L82 228V225H79L77 223H76ZM249 226H252V227L247 229L246 231H245L246 228H243L244 231L242 230V227H249ZM2 227L3 226L1 225L0 226V231H1L0 233H4L5 232V231L3 232V228ZM39 227H41V226H39ZM73 227H74V230H75V225H73ZM257 227L255 229H257ZM6 228H4V229H6ZM71 228H72V226H71ZM10 229H8V231ZM78 229H79V227H78ZM83 229H84V227L82 228V230ZM259 229H260V227H259ZM34 230H32V231H34ZM61 230H62V228H61ZM61 230H59V231L62 232L64 230V228H63L62 231ZM66 230H68V229H66ZM69 230L70 231L67 232L66 234L70 233L72 229H69ZM79 230H77V231H79ZM90 230H89L88 233L92 234L94 236V234L91 233ZM18 232H20L19 235H18ZM73 232H71V233H73ZM83 232H85V231H83ZM83 232H81V235H82ZM250 232L253 233V234H251ZM10 233H12V232H10ZM10 233H9V235L13 234V233L12 234H10ZM74 233H76V231ZM76 234L74 235V237L76 236ZM78 234L80 235V233H78ZM97 234H99V235L96 236ZM250 234L253 235L255 238L253 236H250ZM70 235L72 237V234H70ZM83 235L84 236H82V239H84L85 243H86V239L87 238H84V237H87V236H86L85 233H83ZM143 235H144V237L149 236L150 239H148V241H141ZM0 236H1V234H0ZM6 236L4 237V239H6ZM10 237H12V236H10ZM28 237H27V239H28ZM144 237H143V239H144ZM218 237H220V238L222 237V238L228 239V241H230L229 243H231V245H236V248L235 247L224 248L225 246L222 243H220V241H218ZM29 238H31L29 242L34 240L32 237H29ZM102 238H101V241H102ZM17 239L16 240L14 239V241L17 242ZM76 239L77 238H75V240ZM104 239H103V241H105ZM24 240H25V237H24ZM57 240H58V238H57ZM225 240H223V241H225ZM18 241H19V239H18ZM22 241H23V239H22ZM25 241H27V240H25ZM80 241H82V242H80ZM76 242L78 243V245H81V243H84L83 240H77ZM17 243H20V242H17ZM32 243H30V244L32 245ZM77 243H76V245H77ZM229 243H227V244H229ZM27 244H29V243H27ZM47 244H46V247L48 246ZM51 244H49V245H51ZM73 244H75V242ZM101 244H102V242H101ZM17 245L19 246V244H17ZM54 245H56V244H54ZM66 245H68V244H66ZM87 245H86L85 248H87ZM21 246H23L22 248H24V250H25V247L27 245L25 247H24V245H21ZM32 246L31 247L29 246V247L30 248H34ZM59 247H61V245ZM62 247L64 248V246H62ZM79 247H80V249L82 248V246H79ZM16 248L17 247L14 248L13 240H11V239H6V240H3V241H0V264H35V263L36 264H46V257H45L46 252H45V250H47V249L42 250V251L40 250V252H45V253H42V254H44L43 257H45V259L40 260L42 258V254L39 253V256L41 255L40 256L41 258L40 257L38 258V254H36V253L39 252L38 248H37V252L35 250L36 248H34L35 253L33 252L34 255L36 254L37 256L36 255L34 256L33 253L30 252L31 250L27 251L28 254L30 252V256L32 254L31 257L26 254V256H29L30 258L29 257L28 258L27 257L26 258L25 257H21L23 255L18 256V254H19L18 251L19 250H18V248H17L18 251L15 250ZM85 248H82V249L85 250ZM80 249H79V251H80ZM163 249H164V251H165V249L169 250L170 254L167 255V254L164 253L165 256H164V254H160V250H163ZM84 250L83 251L81 250L80 253L81 252H82L81 254L85 253ZM167 250H166V252H168ZM13 251L15 253L18 252L17 256H16V254ZM79 251L78 252L75 251V252L79 253ZM58 252H60V251H58ZM61 253L63 254L62 251H61ZM49 254L51 255V253H49ZM61 257H62V255H61ZM69 257H70V255H69ZM90 257H89V259H90ZM49 259H50V257H49ZM47 260H48V258H47ZM87 260H88V258H87ZM93 260H94V257H93V259H90L89 262L90 261L92 262ZM96 260H98L99 262H96ZM78 261H79V257H78V254H77V257H74V259H71L69 262H71L73 264V263H76V262L78 263ZM213 261L216 262V260H214V259H213ZM58 262L59 261H57L56 263L57 264H66L67 263L66 261L65 262L64 261H60V263H58ZM91 262H90V264H91ZM106 262H105V264H107Z\"/></svg>",
  "mask_w": 264,
  "mask_h": 264
},
{
  "label": "rangeland",
  "instance_id": "obj_2",
  "mask_svg": "<svg viewBox=\"0 0 264 264\" xmlns=\"http://www.w3.org/2000/svg\"><path fill=\"white\" fill-rule=\"evenodd\" d=\"M0 1L2 2V0H0ZM22 1H23V0H22ZM44 1H46V2L48 3V6H47V7H49V5H50V8H47V9H48L47 12L50 11V12L53 13V12L56 11L55 13H53L54 15L56 14V17H57V15H58V14H57L58 10H59V12L62 10V11L59 13L58 16H61V15H64V14H65L63 11H64V9H65L66 7H67V8L65 9V12H66V11L68 12V10H69V11L72 10L70 7H68V5H66L65 2H62L61 0H59V1H58V0H53V1H52V0H44ZM50 1H51V2H50ZM133 1L139 4V2H142L143 0H142V1H141V0H136V1L133 0ZM137 1H138V2H137ZM145 1H149V0H145ZM155 1L157 2V0H150L149 2H155ZM158 1H159V0H158ZM26 2H28V1H25V0H24V3L21 2L22 4L20 3L21 5L19 4V6H22V5H23L22 8L25 7V6L27 7V6H28L27 4H29V2H28V3H26ZM52 2H55V3H52ZM59 2H60V3H59ZM159 2H160V1H159ZM25 3H26V4H25ZM61 3L64 5L65 8H64V7H62V8H58V7H61V6H62ZM64 3H65V4H64ZM142 3H143V2H142ZM56 4H57V5H56ZM140 4H141V3H140ZM51 5H52V8L54 9V11L51 9ZM65 5H66V6H65ZM103 5H104V3H103ZM106 5H107V6H106ZM105 6H106L105 8H106V10H107L106 12H109V13H110V11H108V10H110V8L107 9V7H109V6H108V3H107V4L105 3ZM164 6H165V5H164ZM175 6H176V5H175ZM26 7H25V8H26ZM56 7H57L58 9H57ZM102 7H103V6H102ZM166 7H167V6H166ZM166 7H164V8H166ZM168 7H170V8H168ZM168 7H167V8H168L169 10H173V9H174V8L171 9V6H170L169 4H168ZM105 8H104V9L102 8V10H105ZM209 9H210V10H209ZM209 9H208V10H209L210 12H209L208 10H207V11H205V10H200V11H203L204 13L206 12V14L203 15V16L199 15V14L202 13V12H200V11H198L199 13L197 12V13H198V16H199V17H200V16L202 17V18L200 17V19H197V18H198L197 15H196V17H195V14H194V13L196 12V10L194 11V13H193V11H190L191 13L194 14L193 18L195 19V22H194V19L192 18V16L190 15L191 13L188 11L190 14H187V15H190L191 17H190V16H189V17L187 16V19H186V18H183V19H184V20H183L184 22L182 21V19H180L181 21H180V20H177V22L174 21V22H175L174 24H173V22L168 23V24H164L163 22H161V24H160V23H159L160 20H159V21L157 20V22H156L155 19H154V21L156 22V24H155L154 21H152V23H151V24L153 25L152 28L154 29V28L156 27L155 30H158V32H159V33H162L163 35H165V34H171V33H173V32L182 33V34H183V35H182V39H181V38H180V39H181V41L184 39L185 42H186L187 39H185V37H187V35L189 34V33L186 32L187 27H189V26H193L194 23L196 24V21H198V22H197L198 25H203L204 22H206V20H207L206 16L208 17V19L210 18V16H208L209 13L212 14L213 12H217L216 14H218V15L220 14V13H218V12H219L218 10L213 9L212 7L209 8ZM212 9H213V10H212ZM51 10H52V11H51ZM166 10H167V9H166ZM211 10H212V11H211ZM261 10H262V11H261ZM72 11H73V10H72ZM72 11H70V13H71ZM254 11H255V10H254ZM254 11H252V10H251V11L248 10V12H246V13H247V15H248L249 17L253 16V17H251V19H253V20L255 19L254 21H258V20H259V21H258L259 23L263 22V21H264V19H263V18H264V17H263L264 15H262V14H264V10H263V9H260V11L257 10L258 12H256V13H255ZM10 12H11V11H10ZM10 12H9V13H10ZM67 12H66V13H67ZM211 12H212V13H211ZM250 12H251L252 14H250ZM259 12H260V13L263 12V13L260 14ZM62 13H63V14H62ZM258 13H259L260 15H262V16H260ZM0 14H1V13H0ZM74 14H75V12H74V13L72 12L71 15L69 14L68 16L70 17V19L72 18V21H73V19L75 18V15H76V16H77V17H76L77 20L80 21L81 15L78 14V13H76L75 15H74ZM77 14L79 15V17H78ZM193 14H192V15H193ZM202 14H203V13H202ZM249 14H250V15H249ZM30 15H31V16L34 15V17L37 16L35 13H33V15H32V14H30ZM256 15H258V16H260V17H258V16L256 17ZM65 16L67 17V14H66ZM65 16H61V18L64 19ZM71 16H72V17H71ZM184 16L186 17V14H184ZM216 16H217V15H216ZM1 17H2V16L0 15V18H1ZM66 17H65V18H66ZM122 17H124V19H123V18L121 19V18L119 17L118 22H119V21L123 22V20H124V22L126 23V21H125V20H126L125 16L123 15ZM144 17H145V15H144ZM182 17H183V16H182ZM204 17H205V18H204ZM254 17H255V18H254ZM39 18H40V17H36L35 19H38V21H39L40 23H41V21H42V25L39 23V25H41V27H43V26L45 25V26L41 29L40 32H41V34L43 33V34H42V35H43V38L46 37L45 39H47V38H49V36H48V34H47V31L44 30V28H45L49 23H46V24H45L44 22H45L46 20H43L42 18H40L41 20H39ZM67 18H68V17H67ZM76 18H75V19H76ZM78 18H79V19H78ZM191 18H192V20H193L192 23H189V24H188V23L185 22L186 20L191 19ZM214 18H215V17H214ZM214 18H213V20H214L215 22H216L217 19H218V20H217L218 23H221V22H222V20H220V17H216V20H215ZM144 19H145V18H144ZM203 19H204V22H203ZM205 19H206V20H205ZM257 19H258V20H257ZM262 19H263V20H262ZM4 20H5V18H4ZM43 21H44V22H43ZM144 21H145V20H144ZM179 21H180V22H179ZM189 21H190V20H189ZM46 22H47V21H46ZM70 22H71V20H70ZM121 22H119V23H121ZM153 22H154V23H153ZM181 22H182V24H181ZM190 22H191V21H190ZM119 23H118V26L116 25V28H114V29H115V32L118 31V30H116V29L122 27L121 25H120L121 27H119ZM148 23H149V21H148ZM185 23L189 25V26L187 25L186 28H185V25H186ZM176 24H177V25H176ZM190 24H191V25H190ZM247 24H248V23H247ZM247 24H246V25H247ZM2 25H3V26H1V27L3 28V30L5 29V30H4V31H5L4 33L8 32L10 35H12V34H13V35H16V36L18 35L19 37H23L22 35H24L25 39H27V37L29 38V36H30V35H29V32H32V31H33V30H31V29L33 28V26L30 28V25H32V24H30L29 22H28V25H27V24H24L25 26L27 25L28 27L26 26V27H25L26 29L23 27V29H22L20 32L18 31V33H17L14 29H13L14 31H13V30H10L12 27L10 28V27H8V26H5L4 24H2ZM148 25H149V24H148ZM152 25H150V27H148L147 24H146V25L144 26V27H145V28H144V31L141 29L143 32L139 30L140 32H142V36H141V33H140L138 30L133 29V28L130 27V26L125 27L124 30L120 29L119 32H121L122 35H121L119 32H118V33H119L120 35H119L118 33H117V34H114V33L112 32L114 35L111 36L112 33L110 32V33H109V36H108L109 39L107 40V44L110 42V43H112L111 45H113V44L116 45V46L113 45V47H117V46H119V45L121 46L122 43H123V44H125V43H130V42H132V40H133L132 43H135V44L138 46V48H140V47H142V44H141V43H143L144 41H146V40H145L146 37L149 36V34H146V32H149V33H150V31H151V26H152ZM155 25H156V26H155ZM158 25H161V27H158ZM174 25H175V26H174ZM178 25H181L182 27H181V26H178ZM244 25H245V23H244ZM246 25H245V28H247ZM250 25H251V28H253V27H252L253 25L250 23V24H248V28H249V29H248V28L246 29L247 31L244 29V27H243V25H242V27H243V28H242V30H243L242 32H244L243 34H245V31H246V32H249L250 30H253V31L256 30V32L259 33L258 29L255 28V26H254L255 29H254V28H253V29H250V27H249ZM154 26H155V27H154ZM164 26H165V28H164ZM166 26H167V27H166ZM170 26H171V27L173 26V27H172L173 29H172ZM114 27H115V26H114ZM123 27H124V26H123ZM128 27H130L131 29L128 30ZM162 27H163V28H162ZM178 27H179V28H178ZM29 28H30V29H29ZM158 28H159L160 30H159ZM132 29H133V30H132ZM149 29H150V30H149ZM183 29H185V30L183 31ZM9 30H10V31H9ZM28 30H29V32H28ZM42 30H43V32H42ZM148 30H149V31H148ZM167 30H168V31H167ZM244 30H245V31H244ZM24 31H25V32H24ZM125 31H126V33H125ZM127 31L130 32V33H128ZM131 31H132V33H131ZM163 31H164V32H163ZM253 31H251V33L249 32L251 35H249V33L247 34V35H249L248 38H247V35H246V34H245L244 36H242V37H245V36H246V37L244 38L245 41H244L243 38H242L243 40L238 38V37H240L242 34H241V35L238 34V37H237V36H235V37H232V36L228 37V39H234L236 45L233 44L234 41H230V40H228L226 36H225L226 39L224 38V40H222L223 36L219 37V38H221L220 40H222L220 43H219V39H217V37H216L215 42H212V43H215V45H213V44L211 43V44H210L211 46H209V45H208L209 43H207V40H208V42H211V39H207V40H206V43H204V44L208 45L209 48L206 47V45L203 44V49L206 50V48H207V50H206V51L204 50V52H205V53L207 52L208 55H210V56H211L212 54L215 55L214 53H216V54L218 53L220 57H221V56L224 57V56H226V55H227L228 57H229V56L232 57L234 53H235V54H236V53H237V54L239 53V54H242V55H246L247 53L245 52L246 50L244 49V47L246 48V47H248V46H251L250 44H252V46H253V45L255 44V43H254V42H255L254 39L257 38V37H259L260 34H261V32L258 34L259 36H258V35L256 36V34H255V35H254L255 38H253V33H252ZM12 32H13V33H12ZM23 32H24V33H23ZM45 32H46V34H45ZM123 32H124V33H123ZM138 32H139V33H138ZM144 32H145V33H144ZM183 32H184V33H183ZM242 32H241V33H242ZM256 32H255V33H256ZM25 33H26V34H25ZM33 33H34V32H33ZM36 33H37V32H36ZM133 33H134L135 35H133ZM143 33H144V34H143ZM178 33H177L176 35H177L178 37H181V34H178ZM185 33H186V35L184 36ZM37 34H38V33H37ZM37 34H36V35H37ZM44 34H45L46 36H44ZM115 35H116V36H115ZM125 35H126V36H125ZM136 35H137V36H136ZM138 35H139V36H138ZM143 35H144V36H143ZM146 35H147V36H146ZM110 36H111V37H110ZM117 36H118V37H117ZM128 36H129V37H128ZM133 36H134V37H133ZM177 36L173 38L174 43H177V42H175V41L178 39ZM190 36H191V35H189V41L187 40L188 43H187V42L184 43V42L182 41L184 44H188V45L190 44V46H186V47H188L187 50L184 49L185 46H182L183 48L180 47L182 44L180 45L181 42L178 41V42H179L178 45H180V46H179L180 48L178 47L179 49H177V50H179V52H178V53H177V51H176V52H173V51H175V50L171 51V52H173V54L175 53L171 58H170V56L172 55L171 52H168V53H167V52H165V53L163 52L165 55H163V54L160 53V56H161L162 58L165 57V58H163V59H166L167 57L169 58V59L166 60L167 62H168V61H169V62L174 61L173 59H174V57H176V55H177V56H180V55H181L180 57H176V58H175V60H176V59L178 60V61H175V64H172V65H171V63H174V62H171V63H168V64L165 65V60H164L163 62H162V60H160L159 62H157V64H158L157 66L154 67V65H156V64H154V65L150 66L149 68H146V67H145L146 70H144V68H141V70H139L140 67H139V68L137 67V69H138V71H139L138 74H140V75L142 76V78H139V77H141V76L139 75V77H138L139 79H138V78H137V79H132V81H131V79H127V80H129V81L126 82V84H124V83H123V84H120V82H118V85H119L118 88H120L119 90H120L121 92L123 91L124 94H126L127 97L129 96V99H130V97L132 96V98L130 99L131 101H132V99H133V96H135V95H133L134 93H131V92L133 91V89H134V86H133V85H135V87L138 86V87L135 88V89L141 90L142 92H144V91L146 90V91L144 92V93H146V94L148 93L147 91H149V93H150V94L148 93L149 96L151 95V97L153 96L152 98H154V97L157 98V97L161 94V92H160L159 89H158V90L156 89L157 87H154V86L150 85V81L152 80V77H155V78L158 77V78H159V76H160L161 79H162V78H166V79L168 80V79H170V78L172 77V75H174V76L177 75V74H176V71L181 72V71H179L178 69L181 67L180 65H182V63H183V64L185 63V65H182V66H185V67L188 66L190 69L192 68V70H194V69H198L199 67H202V66H201L202 62H201V64H200V61H201L202 59L200 58V55H199V54L197 53V51H196V46H197V45H195L196 43H194V44L192 45L193 39L191 40L192 42H190ZM24 37H23V38H24ZM113 37H114V38H113ZM143 37H144V41H143ZM192 37H193V35H192ZM195 37H196V36H195ZM195 37H193V38H195ZM211 37L214 38V36H211ZM231 37H232V38H231ZM30 38H31V37H30ZM65 38H66V37H65ZM65 38H62V40H61V42H62L61 45H60V40L58 41L57 45H59V47L65 45V43L67 42V39L65 40ZM111 38H112V39H111ZM147 38H149V37H147ZM235 38H236V39H235ZM240 38H241V37H240ZM60 39H61V38H60ZM113 39H114V40H113ZM126 39H127L128 41H126ZM139 39H140V40H139ZM180 39H179V40H180ZM195 39H196V38H195ZM195 39H194V41H195ZM252 39H253V40H252ZM258 39H259V38H257L256 40H258ZM63 40H64V41H63ZM68 40H70V37L68 38ZM110 40H111V41H110ZM240 40H242V41H240ZM5 41H6V42H5ZM5 41H4V43H3V42L0 43V45H2V46H0V48L2 47V48L0 49V50H1L0 53L2 54V52H3L4 54H2V55H5V56H3V61H4V60H5V61H11V60H14L12 55H16V56L19 55V54H18V53H19V46L17 45L18 43H16V44L14 45V47H13L14 49H13V48H9V49L7 48V50L5 51L4 49H6V48L4 47V49H3V46H4V44L6 45L7 42L9 43V41H7V40H5ZM29 41H30L29 44L31 43V45H34V43H35L34 40H33V42H31L32 39L29 40ZM129 41H130V42H129ZM213 41H214V39H213ZM236 41H238V42H236ZM120 42H121V43H120ZM139 42H141V43H139ZM189 42H190V43H189ZM216 42H217V43H216ZM222 42H223V44H224V42H226L227 44L225 43L224 46H223ZM230 42H232V43H230ZM8 43H7V44H8ZM63 43H64V45H63ZM110 43H109V45H110ZM218 43H219L220 45H218ZM123 44H122V45H123ZM184 44H183V45H184ZM244 44H245V45H244ZM247 44H248V45H247ZM225 45H230V46H225ZM246 45H247V46H246ZM66 46H67V43H66ZM66 46H65V47H66ZM192 46H193V47H192ZM204 46H205L206 48H204ZM220 46H221V47H220ZM237 46H238V47H237ZM263 46H264V44L262 45V48H261V56H262V58L264 59V56H263L264 53H262V52H264V50H263V49H264ZM6 47H7V45H6ZM189 47H190V48H189ZM224 47H225V49H224ZM15 48H17V50H15ZM194 48H195V49H194ZM214 48H215V49H214ZM236 48H237V49H236ZM241 48H243V49H241ZM95 49H97V48L95 47ZM182 49H184V51H185V50L188 51V52H186L187 55H188V54H192V55L189 56L190 58H188V56H187V57H186L187 59H186V58L183 56V55L186 56V54H183L184 51H182ZM188 49H189V50H188ZM190 49H191V50H190ZM193 49L195 50V52L192 53L191 51H193ZM239 49H240V51H239ZM14 50L16 51L15 53H17L18 55L15 54V53H14V54L12 53V52H14ZM92 50H94V49H92ZM98 50H99V49H98ZM98 50H97V51H98ZM17 51H18V52H17ZM94 51H95V50H94ZM180 51L183 52V53L180 54ZM224 51H225V52H224ZM229 51H230V52H229ZM242 51H244V52L242 53ZM98 52H99V51H98ZM190 52H191V53H190ZM210 52H211V53H210ZM227 52H228V53H227ZM232 52H233V53H232ZM11 53H12V54H11ZM93 53L96 54L97 52L95 51V52H93ZM196 53H197V54H196ZM245 53H246V54H245ZM100 54H101V52H100ZM153 54H154V53H153ZM153 54H152L151 56H153V57H160V56H158L159 54H158L157 56H155V55H153ZM156 54H157V53H156ZM182 54H183V55H182ZM193 54H194V55H193ZM218 54H217V55H218ZM229 54H230V55H229ZM231 54H232V56H231ZM96 55H99V53L96 54ZM96 55H95V56H96ZM162 55H163V56H162ZM166 55H167V56H166ZM168 55H169V56H168ZM198 55H199V56H198ZM248 55H249V54H248ZM248 55L245 56L246 58H245L244 60L250 62V61L253 60V57H252L251 55H250L251 57L248 56ZM16 56H15V57H16ZM151 56H150V53H149V54H148V57H151ZM191 56H192V58H191ZM0 57H1V55H0ZM9 57H10V58H9ZM161 57H160V58H161ZM183 57H184V58H183ZM197 57H198V58H197ZM7 58H9V60H7ZM160 58H159V59H160ZM180 58H181V59H180ZM92 59H93V57H92ZM153 59H157V58H153ZM184 59H186V60L190 59V60L186 61V60H184ZM93 60H94V59H93ZM179 60H180L181 62H180ZM182 60H184V61L182 62ZM198 60H199V61H198ZM1 61H2V59H0V62H1ZM23 61H24V60H22L21 62H22L23 65H25L26 63L23 62ZM50 61H51V60H47L46 62L49 63ZM185 61H186L187 63H186ZM195 61H196L197 63H196ZM46 62H45V63H46ZM167 62H166V63H167ZM177 62H178V63H177ZM161 63H162V65H161L162 67L159 65V64H161ZM50 64L52 65V61L50 62ZM178 64H179V65H178ZM92 65H93V66H94V65L96 66L97 64H96L95 62H94V63L92 62V63H90V66H89V65H88V66L93 68ZM167 65H169V66L171 65V66H170V67H166ZM176 65H177V67H176ZM190 65H191V67H190ZM197 65H198V66H197ZM27 66H28V65H25V67H27ZM37 66H38V67H37ZM95 66H94V67H95ZM172 66H173V67H172ZM174 66H175V67H174ZM195 66H196V68H195ZM35 67H36L37 69H36ZM39 67L41 68L40 64L31 67V68H34V69H35V72H34V69L31 70V68H29V72L31 71L32 73L30 72V75H28V76L26 75L27 77H25V74H24V76H23V74H21V76H18V77H16V78L14 77V76H16V75H13V74H15L14 72H12V71H5V70H7V68L5 69V68L3 67L2 69H4V70H2V69L0 70L1 74L3 73L2 75H5V77H6V75H7V78H8V79H7V78H5V77L3 76V77H2V80H3V81H4V80H7V81H4V82H3V81L1 80V78H0V84H2V83L6 84L5 82H8V80L11 79V75L13 76V77H12V81L10 82V85H11V84H12V85L10 86L9 83H7V85H8V89H6V88H4V86H3L4 84H2L3 89L0 90V91H1L0 94L3 93V94H1V96L4 95V97H2V99L4 100V101L2 100L3 102L1 101V98H0V102H1V103H0V110H1V109L4 110V108L7 107V106H3V105H8V107L5 109V110H8V112L4 110V113L1 112L2 116H1V114H0V118H3V120H4V118H5L4 121H3L2 119H0V120H2V122H4V125H3V128H2V124H3V123L0 121V122H1V125H0V128H1V129H0V132H1V130L4 129V132H3V131L1 132L0 137L6 132V130H7V131H9V130L11 131V129H14L15 125H18V124L20 123V124H21L20 126H19V125H18V127L16 126L17 128H20V129L18 130L19 133H18V131L16 132L17 135H16V133H12V131L10 132V133H12V135L14 134V136L11 137V138H13V140H18V141L21 143V139L23 138L22 135H24V134L26 133V134L24 135L25 139L23 138L22 140H24V141H28V137H29V138H30L29 141H33V139H34L37 135H39V134L41 135V134H42V131H43L44 136L47 134V136H45V137H48V136H49V137H48V140H51V139L54 140L55 138L57 139V136L59 135L58 138H59L60 140L63 139V140H62V143H64L65 145L67 144V146H69V145H71V143L69 144V142L74 143V142L76 141V140H75V141L73 142V138H71V137H72L71 135H73V137H74V136L76 135L77 131H78V132L80 133L81 136L77 135L78 137L75 136L74 138H76V137H77V138H80V137H81V139H78L79 142H80V140L83 141V138H84V141L81 142V143H78V145L81 146V145L83 144L82 146H84V145L86 144V145H87L86 148H87V147H90V146H91L90 144H92V143H93L92 145L95 146L94 143H96V146H97V148L99 149L100 153L105 154V153H106V145H105V144H104V145L100 144V143L98 142V140H97L95 137H94V138L91 137L90 140H89V138L87 139V138H85L84 136L82 137L83 134H81V131H80L79 129H80V128L83 129V128H89V127H90L89 124H90L91 120L94 118V115L90 112V111L93 110V108H92L93 106H92V107L90 106L92 103H93L92 105H94V103L96 104L97 101H99L100 99H101V100H104L105 102H107V100H108L109 105L113 108V107H115L114 105H115L116 103H119V102H117V101L111 102V101H110L111 99H110L109 97L107 98V97H104V95H102L103 92H99V94H97L96 92L91 91V93L89 92L91 96L89 95V93H86L87 95L83 94V96L80 95V97H79V96H78L79 93H78V94H74V93H73V91H76V90H73V91H72V90L70 89V90L68 91V89L71 88V85H70V84H61V85H58V86H59V90H57V89H58V86H56V87H57V88H56L57 91H60V90L62 91V90H64V89L67 87L66 90L69 92L68 94H70V95L73 94V95L75 96V100L79 97V101L82 100V101L84 102V103H83V102H82V103L84 104V106H86L85 108H83V109L81 110L82 112H81V111H79V112H75V113H76V114H74V116L76 115L75 118H74L75 120H72V121L70 120V121L72 122V123H71L69 120H67L68 117H70V116L68 115V117H66V120L68 121V123H67L66 120H65V122H64V120H63V118H62V116H61V114H60V113H61V112H60V111H61V109H60L61 107H59V105L63 106L62 108H64V105H63V104H64V102H65V104L68 105L67 108L69 109V104L67 103L66 100H65V101H61V99H59V97L61 98V96H59V93H61V92H59L58 95H57V92H56V91L53 93L52 96H56L55 99H57V100H55V102H54V99H52V101H51V103H50V102H49V101H50V98H49V99H46V100H49L48 102H46V100H45L46 104H45V102H44V105H45L44 107H46V105H48V103L50 104V105H48V106H49L48 109H47V108L44 109V107H43V111H40V109L42 110V108H38V110H37L38 112H37V111H34V110H32V103H33V104H39L40 102H43V100L45 99V96H44V95L39 96L40 99H39V98H36L37 95H38L39 93H37V95L34 96V95H35L34 89L31 91V89H32L33 87H34L35 90H36V88H37V89L39 88V86H37V85H38V84L41 85V84H40V81H41L40 79H41V77L43 76L44 72L41 71ZM153 67H154V68H153ZM226 67L229 68V66H225V67L223 68V71H226V70H227ZM0 68H1V66H0ZM38 68H39L40 71H38ZM151 68H152V69H151ZM173 68H177V69L175 70V69H173ZM113 69H115V70H113ZM142 69H143V70H142ZM150 69H151V70H150ZM224 69H226V70H224ZM9 70H10V69H9ZM36 71H37V73H36ZM112 71H114V72L112 73ZM116 71H117V72H116ZM174 71H175V73H174ZM261 71H262V69L259 70V71H256V73L254 74L253 77H254L255 79H257V78H258V76H257V72L260 73ZM5 72H6V74H5ZM8 72H11V74H9ZM33 72H34V73H33ZM147 72H148V73H147ZM263 72H264V70L262 71V73H260V76H259V77H261V78H260L259 80H257V81H260V80H263V79H264V74H263ZM115 73H116V74L118 73L117 68H112V70H111V75L114 76V75H116ZM172 73H174V74H172ZM1 74H0V77H1ZM8 74H9V75H8ZM33 74H34V75H35V74H37V75L40 74V75H39V77H38V76L36 77V75H35V77H34ZM142 74H143V75H142ZM149 74H150V75H149ZM17 75H18V74H17ZM31 75H32V76H31ZM147 75H148V76H147ZM203 75H204V74H201V76H200L202 79H204V77L207 76V75H205V76H203ZM258 75H259V74H258ZM30 76H31V77H30ZM40 76H41V77H40ZM146 76H147V77H146ZM174 76H173V77H174ZM193 76H194V75H193ZM193 76H191V80L188 79V81L192 82L191 84H190V83H187V80H185L186 83H183V82H182V83H183L182 85L184 86V89H183V87L181 88L182 90H178L179 88H175V87H173L174 85H171V87H170L169 89H172V90L175 91V92H173V94H174L173 99H174V100H173L172 97H171V99H172L173 101H171V102L169 101V102L167 103V104L170 103L169 105H166V102H167V101L164 100L165 103H162V105H161V104H159V105H161V106L165 105V106H163V107H161V108H159L160 106H159V107L156 106V107H158L159 110L155 108V109L157 110V111H156V110L153 108V112H152L151 109H150V110H147L146 112L142 113L143 115L140 114V117H139V118H140L141 120L145 121V123L148 122L147 120H150V118L152 119V117H153L154 119H157V120H160V119H161V120H160L161 122L159 121V123H161V124H164V123H165V124H168L169 122H167V121L174 122V121H176L177 118H178V120L181 119V118L179 117V115H181L180 112H182V111H180V112L178 113V111L181 110L180 105H181V106H184V104H185V106H188V105L191 106V105H192L193 108L190 107L189 110H190V109H191V110H190V111L188 110V111H189V115H191L192 113H190V112H191V111L195 112V110H196V108L198 107V105H201V103H202V104H203V103L205 104L204 99H202V97L200 96V91H201V90H205V89H209V84H210V88H211V89H209L208 91H207V90H205V91H207L208 93L211 92V94H215V92H216L218 89H224L225 87L227 88V86H223V84H225L226 82L224 83V81H223L222 79H220L219 76L216 77V80H214V79H215L214 77H208V76H207L208 80L205 78V79L207 80V81H206L205 79H204V80L199 79V78H200L199 75H196V74H195V76H194V77H195V81H192V80H194V79H193V78H194ZM202 76H203V77H202ZM256 76H257V77H256ZM9 77H10V78H9ZM20 77H21V78H20ZM22 77H23V78H22ZM24 77H25V79H24ZM33 77H34V78H33ZM144 77H146V78H144ZM168 77H170V78H168ZM198 77H199V78H198ZM241 77H242V79H243V83L245 82V84H248V85L251 84V83L249 82V81H251V79H253L252 81H256L254 78H250V77H252V76L249 77L250 80H248V76L241 75ZM262 77H263V78H262ZM4 78H5V79H4ZM13 78H14V79H13ZM18 78H20L21 80L18 79ZM31 78L34 79V81L36 80L37 82H36V81H35V82L32 81ZM35 78H36V79H35ZM38 78H39V79H38ZM155 78H154V79H155ZM209 78H210V79H209ZM213 78H214V79H213ZM23 79H24V80H23ZM142 79H143V80H142ZM198 79H199V80H198ZM218 79H219V81H218ZM14 80H16V81H14ZM39 80H40V81H39ZM196 80H197V82H196ZM209 80H210V81H209ZM221 80H222L223 82H222ZM28 81H30V82H28ZM136 81H137V83H136ZM140 81H141V83H140ZM142 81H143V82H142ZM202 81H204V82L207 83V84L202 83ZM216 81H218V82L216 83ZM252 81H251V82H252ZM17 82H19V83H17ZM33 82H34V83H33ZM38 82H39V83H38ZM199 82L202 83V84H204V86H203V88H201V90L198 89L197 91H199V92L197 93L196 88H193V87L196 86V87L198 88V86H200V83H199ZM263 82H264V81H263ZM14 83H15V84H14ZM22 83H24V84L22 85ZM133 83H135V84H133ZM142 83H143V84H142ZM148 83H149V84H148ZM222 83H223V84H222ZM13 84H14V85H13ZM29 84H31V86H30ZM33 84H34V85H33ZM113 84H117V82L111 83V84H109V85H113ZM151 84H153V83H151ZM188 84H190V87L188 86ZM193 84H194V86L192 87ZM195 84H198V85H195ZM220 84H222V86H220ZM15 85H16V87L13 88ZM18 85H19V86H18ZM27 85H28L29 87H28ZM65 85H66V86H65ZM68 85H69V87H68ZM136 85H137V86H136ZM147 85H148V87H145V86H147ZM186 85H187V86H186ZM226 85H227V84H226ZM2 86H1L0 88H2ZM20 86H21V88H20ZM35 86H36V87H35ZM63 86H64V87H63ZM129 86H131V87H129ZM150 86H151V87H150ZM212 86H213V87H212ZM219 86H220L221 88H219ZM30 87H31V89H30V91H31V95H30V91H29V88H30ZM140 87H141V88H140ZM144 87H145V88H144ZM188 87H189V89H188ZM206 87H207V88H206ZM216 87H217V89H215ZM19 88L22 89V90H20V91H25V93L27 92V95H28V92H29V95H28L26 98L23 97V99H28V103H29V101H30L29 99H31V101H30V102H31V105H28V104L26 103V104L28 105V107H26L27 105H23V106H22V102H21V105H19L20 102H18V101L21 99L22 96H20V95L17 94V95H18L17 97L20 96V97L17 99V97H16L15 95H13V96H15V97H12V94H9V93L11 92L12 89H15V91L12 90V92H14V93H15V92H19V91H18ZM24 88H26V89H24ZM60 88H61V89H60ZM62 88H63V89H62ZM131 88H133V89H131ZM143 88H144V89H143ZM146 88H148V89H146ZM149 88L153 89V91H152L151 89H149ZM192 88H193V90H192ZM212 88H213V89H212ZM226 88H225V89H226ZM5 89H6L7 92H9V93H7L6 91H4ZM121 89H122V90H121ZM123 89H124V90H123ZM130 89H131L132 91H131ZM176 89H177V90H176ZM233 89H235V90L238 89V86H236V87L234 86ZM16 90H17V91H16ZM183 90H184V92H180V91H183ZM188 90H189L190 92L192 91V93H189ZM3 91H4L6 94H8V95L4 94ZM150 91H151L152 93H151ZM157 91H158V92H157ZM178 91H179V92H178ZM212 91H213V93H212ZM237 91H238L237 94H238V93L241 94V93L239 92V90H237ZM71 92H72V94H71ZM77 92H78V91H77ZM123 92H122V93H123ZM125 92H126V93H125ZM133 92H134V91H133ZM156 92H157V93H156ZM159 92H160V93H159ZM170 92H171V91H170ZM170 92H169V93H170ZM193 92H195V93H193ZM32 93H33L34 95H33ZM93 93H94V94H93ZM110 93H111V92H110ZM110 93L107 92L106 94H107L108 96H110V95H109ZM158 93H159V94H158ZM176 93H177V94H176ZM180 93H181V94H180ZM183 93H184V94H183ZM96 94H97V96H96ZM100 94H101V95H100ZM103 94H104V93H103ZM106 94H105V95H106ZM156 94H157V95H156ZM173 94H172V95H173ZM239 94H238V95H239ZM32 95H33V96H32ZM39 95H40V94H39ZM70 95H68L67 98H69V100H71L72 98L74 99V97H73V96H70ZM93 95H94V97H93ZM107 95H106V96H107ZM111 95H112V97H113L114 93L112 92ZM170 95H171V94H170ZM170 95H169V96H170ZM172 95H171V96H172ZM193 95H194V96H193ZM195 95H196L197 98H195ZM198 95H199V97H198ZM1 96H0V97H1ZM5 96H8V97L10 98L9 102H8V101H5V99H4ZM10 96H11L12 98H11ZM42 96H43V100H42ZM58 96H59V97H58ZM76 96H78V97H76ZM89 96H90V97H89ZM101 96H102V98H101ZM136 96H137V95H136ZM30 97H31V98H30ZM32 97H34V99H33ZM57 97H58V98H57ZM70 97H72V98H70ZM96 97H97V98H96ZM110 97H111V96H110ZM200 97H201V98H200ZM6 98H7V97H6ZM13 98L17 99V101H16V100H12ZM51 98H53V97H51ZM94 98H95V99H94ZM103 98H104V99H103ZM106 98H107V99H106ZM134 98H135V97H134ZM175 98H176V99H175ZM194 98H195L196 100H195ZM7 99H8V98H7ZM23 99H22V100H23ZM32 99H33V101H32ZM37 99H38L39 101H40V100H42V101H40V102L38 103V100H37ZM73 99H72V100H73ZM171 99H170V100H171ZM200 99H201V100H200ZM11 100H12V101H11ZM22 100H21V101H22ZM96 100H97V101H96ZM177 100H178V102H177ZM179 100H180V103H182V104H180V105H178V104H179ZM256 100L259 101L260 98H256ZM256 100H255V99L253 100L254 104L256 103ZM15 101H16V103H15ZM36 101H37V102H36ZM56 101H57V102H56ZM59 101H60V103L62 102V104H60ZM85 101H88V102H85ZM93 101H94V102H93ZM95 101H96V102H95ZM196 101H197V102H196ZM6 102H7V103H6ZM11 102H13L14 105H15V104L17 105V106H15V108H16V107H18V108L14 109V106H12V107L10 108V107H9V103H11ZM25 102H27V100H24V101H23V104H24ZM35 102H36V103H35ZM53 102H54V103H53ZM183 102H184V103H183ZM193 102H194L195 104L197 103V104H196L197 107H195V104H192ZM260 102H261V103H260ZM263 102H264V101L261 99V101L257 102L255 105H259V106L261 107V106L263 105ZM4 103H5V104H4ZM17 103H18V104H17ZM80 103H81V102H80ZM85 103H86V104H85ZM87 103H88V104H87ZM89 103H90V104H89ZM110 103H111L112 105H111ZM173 103H175V104H173ZM241 103H242V102L238 103V105H240ZM258 103H259V104H258ZM2 104H3V105H2ZM13 104H12V105H13ZM29 104H30V103H29ZM40 104H41V103H40ZM54 104H55V105H54ZM186 104H187V105H186ZM236 104H237V103H236ZM236 104L233 105L234 110L236 111L235 114H233V113H231V111H229V115L232 114L233 116H235L234 119L231 118V117H233L232 115H230V116H226V115H228V111H227V110H229L232 106H231V107H228V108L225 109V111H226V112L224 111L225 114H224V112H223V115H222V117H223V118H222L223 121H222V123L225 122V123H223L224 125H223V124H219V125H218V124L215 122V114H214V113H211V112H210L208 115H206V116H208V117H207L208 119H209V118L212 119V120L210 119V120L212 121V124H211V121H210V120H207V118H205V119H204V118H203V119H199V118H202V117L204 116V115L202 116V114L197 115L198 113H196V114L194 113V114H195V116H194L195 119L192 117L193 120L191 119V116H187V117H189V121H191L190 123H193V125H194L193 130H195V131H204V128H205V127L211 126L208 130L213 132V135H212L211 132H209V133H211L210 135H212V136H211L212 138H213V136L217 133L216 130H219V132L221 131L220 134H218L219 132L217 133V135H216V136H217V139H215L216 136H214L213 139L211 138L212 140L210 139V137H208L209 135H206V134H205V137H207V139H209L208 142H209L210 140L212 141V142L210 141L211 143L209 142V145H210V144H211V145L213 144V142H214L213 140H214V139H215V142H216L215 144H217L218 142H219L218 144H220V141H223V142H224L223 137L220 136V135H222V133H223L222 131L224 130V128L227 129V131L225 130V132H226V133H229V134L227 135L228 138L231 137V136H229V135H230L232 132H233L234 134L236 133V134H235L236 137H234V135H232L234 139L231 137V138L229 139V142L232 141L231 143H233V141H236V143H237V140H238V139L235 140V138L239 137L240 135L243 136V135H244L243 133H247L246 130H248V126H245V123H244L245 120L254 119V116L258 115V112H257L256 109H255V111L257 112V114H255V113H254L255 111H253L254 109H253L251 106H248L245 102L242 103L243 105H242V104L240 105L241 108H240L239 106L237 107ZM10 105H11V104H10ZM53 105H54V106H53ZM87 105H89V106H87ZM172 105H173V106H172ZM176 105H177V106H176ZM19 106H21L22 108H20ZM24 106H25V109L28 108V109H26V111H25V114L28 113V115H24V112H23V111L21 112L22 109L25 110V109H24ZM42 106H43V104H42ZM48 106H47V107H48ZM56 106L59 107L58 110H60V111H57V110H56V109H57ZM202 106H203V105H201V107H202ZM247 106H248L249 108H248ZM51 107H52V108H51ZM87 107H89V108H87ZM176 107H178L179 109L176 108ZM188 107H189V106H188ZM194 107H195V108H194ZM8 108H10V109H8ZM70 108H71V107H70ZM90 108H92V109H90ZM162 108H163V109H162ZM250 108H251V109H250ZM17 109H18V110H17ZM35 109H36V108H35ZM49 109H51V110H49ZM89 109H90V110H89ZM187 109H188V108H187ZM232 109H233V108H231L230 110H232ZM239 109H240V110H239ZM2 110H1V111H2ZM13 110H14V111H13ZM30 110H31V111H30ZM52 110H53V112H52ZM69 110H71V109H69ZM19 111H20L22 114H20ZM48 111H49V113H47ZM55 111L57 112V114H58V113L60 114V118H59V119L62 118V119H61V123L65 124V125L61 126L62 124L60 123V120H57V122L59 121V123H57V122L55 121V120H56L55 118H56V117L58 118V116H59V115L57 116V114L55 113ZM149 111H150V112H149ZM154 111H155V112H154ZM232 111H233V110H232ZM238 111H239V113H238ZM5 112H6V113H5ZM26 112H27V113H26ZM39 112H41V113L43 112V113L41 114V113H39ZM87 112H89V113H87ZM148 112H149V113H148ZM156 112H157V114H156ZM233 112H234V111H233ZM29 113H30V114H29ZM31 113H32V114H31ZM33 113H34V114H33ZM36 113H37V114H36ZM50 113H51V114H50ZM54 113H55V114H54ZM83 113H84V114H83ZM90 113H91L92 115H91ZM226 113H227V114H226ZM237 113H238V114H237ZM6 114H7V115H6ZM43 114H45V117H44ZM48 114L51 115V116L49 117L50 119L48 118V116H49ZM77 114H78V115L81 114V115L78 117ZM178 114H179V115H178ZM187 114H188V113H187ZM210 114H211V115H210ZM239 114H240V115H239ZM241 114H242V115H241ZM12 115H13V116H14V115H16V116L18 115V116H17V117L14 116V118H13ZM22 115H23V117H22ZM31 115H32V116H31ZM39 115H40V116H39ZM42 115H43V116H42ZM47 115H48V116H47ZM52 115H53L54 117H55V116H56V117H55V118H54V117L52 118ZM146 115H147V117H146ZM177 115H178V116H177ZM237 115H239V116H237ZM245 115H246V116H245ZM253 115H254V116H253ZM4 116H5V117H4ZM6 116H7V117H6ZM24 116H25V117H24ZM29 116H30L31 118H30ZM41 116H42V117H41ZM66 116H67V115H66ZM74 116L71 115V118H73ZM92 116H93V117H92ZM192 116H193V115H192ZM201 116H202V117H201ZM206 116H204V117H206ZM250 116H251V117H250ZM252 116H253V118H252ZM8 117H9V118H8ZM18 117H19V119H18ZM28 117H29L30 119H29ZM77 117H78V118H77ZM91 117H92V118H91ZM143 117H144V118H143ZM197 117H198V118H197ZM224 117H225V118H224ZM227 117H228V118H227ZM229 117H230V119H229ZM240 117H241V119H240ZM244 117H246L245 120H244ZM16 118H17V119H16ZM22 118H23V120H22ZM35 118H36V119H35ZM39 118H41V119L39 120ZM76 118H77V119H76ZM248 118H249V119H248ZM255 118H256V117H255ZM8 119H9V120H8ZM26 119H27V120H26ZM28 119H29V120H28ZM32 119H34V120H32ZM42 119H45V120L47 119V121L43 120L45 124L42 123V122H43ZM52 119H53L55 122H54ZM87 119H88V120H87ZM90 119H91V120H90ZM169 119H170V120H169ZM186 119H187V118H186ZM190 119H191V120H190ZM196 119H197V120H196ZM198 119L200 120L201 123L199 122ZM225 119H226V121H225ZM242 119L244 120V122L242 121ZM7 120H8V122H6ZM11 120H12V121L14 120V122H13L12 124H11ZM15 120H17L18 123H17ZM18 120H22L23 122H22V121H18ZM25 120H26V121H25ZM31 120H32L33 122H32ZM77 120H79V121H77ZM178 120H177V121H178ZM201 120H203V122H204V120H206V121L203 123ZM230 120H232V121L234 122V124H233L234 126H233V125L231 126V124H232L233 122H232V121L230 122ZM35 121H36V122H35ZM38 121H42V122H38ZM50 121H51V123H50ZM73 121H74V125H73ZM163 121H164V123H163ZM195 121H196V122H195ZM207 121H208V122H207ZM5 122H6V123H5ZM15 122H16L17 124H15ZM30 122H31V123H30ZM48 122H49V123H48ZM75 122H76V123H75ZM78 122H79V123H78ZM126 122L129 123V121H126ZM126 122H125L124 126H119V127H118V124H117V125H116V124L113 125V128L117 130V131L114 130L115 133L117 132V133H116L117 136L122 134L121 136H124V135H125V137H127L129 134H130L129 136H134L133 134H135V137H138V136H140V134H138V133H141V135H142V133H143V135L146 133V129H145L146 127L139 128V126L137 127L136 122H135V123L130 122L129 125H128ZM206 122H207L209 125H204ZM227 122H228V124H226ZM7 123H9L10 125H12L13 128H10V129L8 130L7 127H8V126L10 127V125H8ZM24 123H25L26 126L24 125ZM28 123H29V124H28ZM37 123H38V125H37ZM70 123L72 124V126H74V127L76 126V128H75V129H73V128L71 129V124H70ZM87 123H88V124H87ZM131 123H132V124H131ZM196 123H197V124H196ZM202 123H203V124H202ZM214 123H216V124L218 125L219 128H220V126L223 127V126H225V125L228 126V127H231V130H230V128H228V127H223V130H222V127H221V130H220L219 128H217L216 124H214ZM14 124H15V125H14ZM31 124H32V125H31ZM52 124H53L55 127H53ZM57 124H59V125H57ZM66 124H67L68 126H69V124H70V127H66V126H67ZM77 124H78V125H77ZM126 124H127L129 127H131V128L129 129V127L125 126ZM210 124H211V125H210ZM229 124H230V126H229ZM7 125H8V126H7ZM46 125H47V126H46ZM85 125H86V126H85ZM130 125H132V126H130ZM213 125H214V126H213ZM241 125H243V126H241ZM4 126H5V127H4ZM30 126H31V127H30ZM42 126H43V127H42ZM50 126H52L53 128L51 129ZM59 126H60V127H59ZM64 126H65V127H64ZM84 126H85V127H84ZM236 126H237V127H236ZM23 127H24V128H23ZM32 127H33L34 130L32 129ZM39 127H40L41 129H40ZM77 127H78L79 129H77ZM82 127H83V128H82ZM116 127H118V128H116ZM121 127H122V128H121ZM123 127H124V128L126 127V128L124 129ZM232 127H233L234 129H236V128H237V129L234 131V129H233ZM21 128H22V130H21ZM37 128H38V129H37ZM44 128H45V129L47 128V130H45ZM55 128H57V129H55ZM59 128H60V129H59ZM120 128H121V129H120ZM133 128H134V129H133ZM138 128H139V129H138ZM183 128H184L185 130H184ZM244 128H246V129H244ZM23 129H24L26 132H25ZM29 129H30V130H29ZM49 129H51V130H49ZM53 129H55V131H53ZM127 129H128V130H127ZM136 129H138V130H136ZM144 129H145V131H142V130H144ZM197 129H198V130H197ZM228 129H229V132H228ZM249 129H250V128H249ZM14 130H16V129H14ZM14 130H13V131H14ZM20 130H21L22 132L24 131L25 133H22V135H21V134H20V133H21ZM38 130H39V132H38ZM40 130H41V131H40ZM48 130H49V131H48ZM67 130H68V131H67ZM69 130H72V131H70L71 133L69 132ZM188 130H189L190 132L193 131V130H190V129H188V128L186 129L185 127H182V128L178 131V132H181L182 134H181V133H178V132H177V133H178V134H181L182 136L185 134L184 136H186V131H188ZM213 130H214V131H213ZM232 130H233V131H232ZM31 131H32L33 133H34L35 131H36V132H35V134H33ZM47 131H48V132H47ZM51 131H53L54 133L51 132ZM66 131H67V132H66ZM75 131H76V133H75ZM127 131H128V132H127ZM135 131H136L137 134L135 133ZM215 131H216V132H215ZM231 131H232V132H231ZM250 131H251V129H250ZM49 132H50V133H49ZM55 132H57L58 134L55 133ZM125 132H126V133H125ZM184 132H185V133H184ZM190 132H187L188 136L191 135V136L193 137V133H192V132L190 133ZM206 132H207V131H206ZM206 132H204V133H206ZM10 133H9V134H10ZM28 133H29V134H28ZM36 133H39V134H36ZM69 133H70L71 135H70ZM72 133H73V134H72ZM127 133H128V134H127ZM170 133H172V132H170ZM209 133H207V134H209ZM19 134H20V136H19ZM31 134H32V135H31ZM49 134H50V135H49ZM54 134L56 135V137H55ZM123 134H124V135H123ZM237 134H238V135H237ZM250 134H251V132H250ZM15 135H16V136H15ZM30 135H31V136H30ZM33 135H35L34 138L32 137ZM175 135H176V134H175ZM251 135H252V134H251ZM17 136H19V137L17 138ZM27 136H28V137H27ZM50 136H52V138H50ZM62 136H63V137H62ZM68 136H69V137H68ZM177 136H178V139L180 140V137H181V136H180V137H179V135H177ZM191 136H190V137H191ZM218 136H219V137H218ZM241 136H240V137H241ZM248 136H249V135H247L246 138H247ZM20 137H22V138H20ZM26 137H27V139H26ZM54 137H55V138H54ZM61 137H62V139H61ZM64 137H65L66 139H64ZM67 137H68V138H67ZM169 137H170V138H171V137L174 138V137L172 136V134H171ZM205 137H204V138H203V137L201 138V142H198V143H197L198 145L196 144V145H197L196 147H195V146L192 147L193 149H194V147H195L194 150H191L192 153L190 152V150L188 151V149H187V152L185 153L186 156H185V155H184V152H185V151H183V159H184V157H185V159L183 160V164H189L190 166H195L196 164H198L197 162H199V165H200V164H201V165H205V164H207V165H205V166H208L207 169L210 168L211 171H212V173L210 174V176H209L208 178H210V180H213V181L215 182V181H216L215 179H216V177H217V175H216L217 173H215V172L218 170V169L216 170V168L218 167V166H217V162H219V164H220V162H221V161L218 159V158H219V155H220V152H218V151H219V148H218V147H215V150H216V149L218 150V151L216 150L217 153L214 155L216 159H215L214 156H213V154H214L213 152H212L213 154L211 155V149L208 148V149H209V152H206V151H205V148L208 147V145H205V144H202V145H201V143H203L205 140H207V139H205ZM240 137H239V138H240ZM243 137H244V139H245V136H243ZM15 138H17V139H15ZM53 138H54V139H53ZM70 138H71V139H70ZM170 138H166V141L168 142V144H170V143H169V142H170ZM221 138H222V139H221ZM19 139H20V140H19ZM69 139H70V140H69ZM85 139H86V142H85ZM92 139H93V140H92ZM198 139H199V141H200V138H198V137H195V142H194L193 140H192L193 142L191 141L192 143H194L193 145H195V143L198 141ZM219 139H220V140H219ZM64 140H65V141H64ZM78 140H77V141H78ZM87 140H88V141H87ZM179 140H178V141H179ZM202 140H203V141H202ZM242 140H243V138H242ZM247 140H248V142H249V141L251 140V138L248 137V138L246 139V141H247ZM77 141H76V143H77ZM91 141H92V142H91ZM93 141H94V142H93ZM166 141L163 139V142H164V144H162V147H163V148H164V147H165V148L168 147V144H166ZM178 141H177L176 145H179V143H180L181 140L179 141V143H178ZM246 141L243 140L242 142H240V144H242L243 142H246ZM19 142H18V143H19ZM84 142H85V143H84ZM88 142H89L90 144H88ZM188 142H189V141H187L186 146L188 145ZM191 142H190V143H191ZM238 142H239V141H238ZM18 143H17V145H18ZM20 143H19V144H20ZM185 143H186V142H185ZM192 143H191V145H192ZM234 143H235V142H234ZM234 143L231 144V145H234ZM236 143H235V144H236ZM15 144H16V143H15ZM15 144H13V146H7V147L11 148L10 150L12 151V149H13V147H14ZM132 144H134V143H131L130 146L128 145V148H129V149H130V148H133L134 146L136 147V149L139 148L138 146H136V144H134V145H132ZM206 144H207V143H206ZM215 144H214V146H215ZM221 144H223V143H221ZM221 144H220V145H217V146L220 147ZM237 144H238V143H237ZM237 144H236V145H237ZM21 145H22V144H20V146H21ZM41 145H42V146H41ZM45 145H46V146H45ZM45 145L43 146V144H40V145H39L40 148L38 147L39 149H42V150H40V152L43 151V152H42V155H41L40 152H39L40 154L38 153V151H39L38 149H37L38 151L36 150L37 152H36V151L33 152L32 150H29V151H31L30 153H32V155H34V154H37V156L40 155V157L38 156L39 159L37 158L36 155H34V156H36V157H32V158H34V159L36 158L35 160L32 159V158H31L32 161H31L30 159H28V158H30V156H31V155H29L30 153H29V151H28L29 154H28V153H27V154H28L29 157H28V158L25 157V159L27 158L29 161H28V160L26 161L24 158H23V159H24V161H23L22 158H21V161H23L24 163L21 162V161H19L20 158H19V159L15 158V156H17V155H14V154H15L14 152L16 151L15 148H17L18 146H15V147H14V150H15V151L13 150L12 153L10 152V156H9V153H7V152H9L10 150L7 149V151H6L5 149H3V147L6 148L5 145H4V146H1L2 150L0 149V151H2V152L6 151L5 153H1V152H0V188H1V189H0V197H1V198H0V200H1V201H0V204L2 203V204L0 205V210L5 209V210H3L4 212L6 211L5 214H4L5 217H7L8 215H10V217H13V216H15L14 211H15V213H16V209H17V207L15 206L16 204H14V202H15V203L18 202V206L20 205V206H19V209L21 210V211H20V210L18 209V210H19V211H18L19 213L21 212V213L24 214V210H25V212H27V213H26V216H27L28 213H30V215H34V216H29V215H28L29 218H28V216H27V220H32V219H33L34 222H33V221H31V222H33V224H34V223L37 224V226L34 224V226L36 227V228H35L36 230L32 229V230H34V231L31 230V231H30V232H31L30 234H33V233L36 232L38 229L42 228V227H43V223H44L47 219L50 220V219L52 218V216H54V215H55L56 217L58 216L57 214H54V215L51 216V215H49V213H46V212H44V211H43V212H40L41 215H40V213H38L37 215H35V214H31V213H37L36 211L39 212V211H40V210H39L40 207H39V209L36 208L37 206L34 207L33 212H31L32 209L29 210V206H30V205H28V206L25 205V206H24V205L21 203V202H22L21 200H22V197L24 196V194L26 195V193H27L29 196H31L32 193H33V192H32L33 190H31V185H30V184H31V181H30V182H29V181H26V180H28V179L30 178L31 174H35V175H37V178H38V179L40 178V180L38 181V186H39V187L43 186V187L45 188V190L48 189V188L51 189V187H53V186H57V185H56L57 183L54 184L55 182H54V183L51 182V185H49V184H50V182H49L50 180H48L47 177H46L45 181H44V179H43V178L46 176L45 174H43V172H44V170H45V167H46V168H48V167H47L46 165H44L45 167L43 168V167H41V165H39V164H40V163L42 164V161L45 160V157L47 158L48 151L51 150V149L49 150V146H48L47 144H45ZM51 145H52V143H51ZM74 145H76V144H73V146H74ZM100 145H101V146H100ZM163 145H164V146H163ZM165 145H167V146H165ZM180 145H181V146L183 145V141L180 143ZM180 145H179V146H180ZM191 145L189 144L186 148H188V147L191 146ZM236 145H234V146H236ZM248 145L250 146V143H248ZM71 146H72V145H71ZM131 146H133V147H131ZM199 146H200V149H201V150L198 149ZM201 146H204V149H202L203 147H201ZM212 146H213V145H212ZM214 146H213V147H210V148H214ZM249 146H248V147H249ZM252 146H253L254 148H256V149H257V148H260V149H257L256 151H254V150L251 151V152H253V155H254V156L257 155L258 158H254V157L250 156V155H252V153H251V152H248L247 154H248L250 157L253 158V160H252V158H251V160H249V161H251V163H253V162H254V163L251 164L249 161H247L248 163H246V167H247V168H245V171H246V170L248 171V169H250L248 172L251 171L249 174H252V178H253V177L255 176V174L257 173L256 176H255L256 178L253 179V180H254V183H255V185H256L257 182H260L259 184H261L262 182H264V174H262V172L264 173V165H263V164H264V163H263V161H264V145H263L262 149H261V147H260V146H262V145L256 147V146H254V145L251 144L250 148H251ZM21 147L23 148V146H21ZM21 147H18L17 150H19V149L21 150ZM43 147H44V148H43ZM47 147H48V148H47ZM102 147H103V148H102ZM104 147H105V148H104ZM197 147H198V148H197ZM237 147H239V146L237 145V146L234 147V148L232 147V148H233L232 155H234L235 159L241 163V161H242V157H241V156H242V154H243V152H242L243 149L241 148V151H240V147H239L238 150H239L240 152H238V150L235 151V150L237 149ZM84 148H85V146H84ZM141 148H142V147H141ZM141 148H140V149H141ZM165 148H164V149H165ZM186 148H185V149H186ZM134 149H135V148H134ZM134 149H133V150H134ZM140 149H139V150H140ZM251 149H252V148H251ZM146 150H147V149H145V151H143V149L140 150V151L143 152V153L140 154L139 158L141 157V155H143V156H142V158H143L145 154H146V155H145V157H146V156L150 155L151 153H153L152 150H147V151H146ZM203 150H204V151H203ZM248 150H250V149H247L246 152H247ZM51 151H52V150H51ZM148 151L151 152V153L148 154V153H149ZM195 151H197V152L193 154V152H195ZM201 151L204 152V153L206 152V156H205V157H203V156H204V155H203L204 153H202ZM213 151H214V149H213ZM234 151H235V153L233 154ZM244 151H245V150H244ZM258 151H259V152H258ZM46 152H47V153H46ZM189 152H190V153H189ZM200 152H201V153H200ZM241 152H242V153H241ZM256 152L260 153L259 155L261 156V159H262L263 161L260 159V156H259L258 154H255ZM50 153L53 154V153H55V151L49 152L48 156L51 155ZM188 153H189V154H188ZM207 153H208L209 155H208ZM240 153H241V154H240ZM250 153H251V154H250ZM11 154H13V155H11ZM107 154H108V153H107ZM195 154L198 155V157L201 158V159L199 160V158L197 157V159H198V160H197ZM235 154H236V155H235ZM262 154H263V155H262ZM108 155H110V154H108ZM108 155H106V156H108ZM191 155H193V157H192ZM201 155H202V156H201ZM207 155H208L209 157H207ZM240 155H241V156H240ZM13 156H14V159L12 158ZM211 156H212V157H211ZM4 157H5V158H4ZM10 157L13 159V162H12V159H11ZM149 157H150V158H149ZM194 157H195V158H194ZM237 157H238V158H237ZM240 157H241V158H240ZM139 158H138V159H139ZM147 158H148V159H147ZM152 158H153V159H152ZM154 158H156V154H154L153 157H152V155L146 157L145 159H146L147 161L141 159V162H140V161L138 162V159H137V158H130V157H129V158H127L128 161H127L126 159H125V162H124V160H121L120 162H118L119 164L117 163V165H116L115 163L111 164V166L108 164V165L110 166V169H108L109 166L106 165L105 163H103V164L100 163L102 166H101L100 164H97V165H96V169H97V170H100L101 172H103L104 170H101V169H102L103 167H105L107 170H109L108 173H110V174L112 175V176H111L112 179H110L109 182L113 181V180L115 179V177H123V178H125V177L129 178V177H130L129 180H132V179H135V177L138 178V177L142 176L141 172H143V171H149V172H151V170L154 168V167H153V166H154ZM193 158H194V159H193ZM205 158H206L207 160H206ZM210 158H211V159H210ZM232 158H233V157H232ZM7 159H8V160H7ZM37 159H38V160H37ZM136 159H137V160H136ZM208 159H209V160H208ZM214 159H215V161H214ZM238 159H239V160H238ZM254 159H255V161H254ZM259 159H260V160H259ZM41 160H42V161H41ZM130 160H131V161H130ZM149 160H150V161H149ZM211 160H212V161H211ZM216 160H217V161H216ZM258 160H259V161H258ZM15 161H19V163H18V162H15ZM25 161H26V162H25ZM34 161H36V162H34ZM38 161H39V164H38ZM40 161H41V162H40ZM143 161H145V163H143ZM152 161H153V162H152ZM165 161H167V160H165ZM186 161H188V163H187ZM210 161H211V162H210ZM256 161H257V162H256ZM261 161H262V162H261ZM126 162H127V163H126ZM128 162H129V163H128ZM195 162H196V163H195ZM212 162H213V163H212ZM239 162L236 163V165H235L236 167H235V166L233 167V172H237V166H238L237 164H239ZM258 162H259V163L261 162V163L258 164ZM35 163L38 164L39 168H37L38 166H37V167L34 166ZM124 163H126V164H124ZM140 163L143 164V168H142V164H140ZM146 163H147V164H146ZM151 163H152L153 165H152ZM203 163H204V164H203ZM211 163H212V164H211ZM18 164H19V165H18ZM122 164L125 165V166H122ZM132 164H133V165L135 164V165H137V166L135 167V166H133ZM209 164H210V165H209ZM219 164H218V165H219ZM257 164H258L259 166H258ZM91 165H92V164L86 163L85 165H83V168H90ZM113 165H114V166H113ZM128 165H129V166H128ZM130 165H131V166H130ZM148 165H149V166H148ZM253 165H254V166H253ZM100 166H101L102 168H101ZM117 166H120V168L117 167ZM127 166H128V167H127ZM139 166H140V167H139ZM215 166H216V167H215ZM250 166H251L252 168H251ZM40 167H41V168H40ZM72 167H73V168H72ZM72 167H71V166H69V167H68V166L61 167V168H63V169H61V171L65 169L64 174L73 173L72 169L74 170V166H72ZM99 167H100V168H99ZM115 167H116V168H115ZM121 167H122V170H121ZM124 167H125V168H124ZM137 167L143 169V171H141V169H138ZM152 167H153V168H152ZM255 167H256V168H255ZM262 167H263V169H262ZM67 168H68V169H67ZM70 168H71V169H70ZM98 168H99V169H98ZM105 168H104V169H105ZM113 168H114V169H113ZM117 168H118V169H117ZM145 168H146V169H145ZM151 168H152V169H151ZM213 168H214V170H216V171H214ZM18 169H19V171H18ZM33 169H34V170H33ZM40 169H41V170H40ZM42 169H44V170H42ZM66 169H67L68 171H66ZM69 169H70L71 171H70ZM106 169H105V171L107 172ZM111 169H112V170H111ZM115 169H116V171H115ZM124 169L127 170V171H125ZM128 169H129V170H128ZM234 169H235V170H234ZM251 169H252V170H251ZM259 169H260L261 171H260ZM32 170H33V172H32ZM35 170H37V171L39 170V172H38L39 174H38ZM59 170H60V168L58 169V171H59ZM117 170H118V171H117ZM169 170L171 171L170 168H169ZM254 170H255V172H254ZM258 170H259V171H258ZM262 170H263V171H262ZM12 171H13L14 173H13ZM27 171H28V172L30 171V172L28 173ZM41 171H43V172H41ZM46 171L48 172L49 169H47ZM46 171H45V173H46ZM69 171H70V172H69ZM100 171H99V172H100ZM114 171H115L118 175H117ZM139 171H140V174H139ZM23 172H24V173H23ZM34 172H36L37 174L34 173ZM40 172H41V173H40ZM62 172H63V171H62ZM67 172H68V173H67ZM248 172H247V173H248ZM22 173H23V174H22ZM25 173H26V175H25ZM120 173H121V174H120ZM11 174H12V177H13V174H14V175L17 174L18 176H15V178L13 179V178H11ZM27 174H28V175H27ZM40 174H43V175H40ZM114 174H116V176H115ZM137 174H138V175H137ZM213 174H214V175H213ZM21 175H22V176H25V177L29 176V178L22 177ZM39 175H40L42 178H41ZM44 175H45V176H44ZM130 175H131V176H130ZM133 176H135V177L132 178ZM211 176H212V177H211ZM7 177H8V178H7ZM18 177H19L20 179H19ZM21 177H22V179H21ZM214 177H215V179H214ZM4 178H5V179H4ZM16 178H17V185H16V181L12 182V180H11V182H12V186L14 185V186H17L18 188H21L22 183H23L24 185H23V187L21 188V189H23V190H21V189H20V190H19V189H16L17 187H14V186L12 187L10 181H8V180H10V179L16 180ZM131 178H132V179H131ZM174 178H175V180H174ZM208 178H204V180L207 179L206 182H210V180H209ZM258 178H263V181H262V179H261L262 182L259 181L260 179H258ZM3 179H4V180H3ZM23 179H24V180L26 179V180H25V181H22ZM176 179H177V178L173 176V178H172L171 180H172V181H176ZM20 180H21V182H19ZM41 180H42V181H41ZM201 180H203V178H202ZM253 180H247V181H248V182H247L248 184H246V187H245V189H246V188H247V189H246V190L244 189V191L240 188V184H239V187H237L238 184L235 185V188L237 187V189H235V190H236L237 193H238V194H237L238 196H236L235 199H236V198H239V194H240V193H241V195H244V192H245V195H244L245 197L242 196V197H241L242 199H239L240 201L238 200V202H240L241 204H240V203L238 204V202H236L237 205H239V207L237 206V207H238V210H236L234 204H232V203H235V199H234V201H230V200H226V199H224V200H221V201L217 202L216 209L214 208V211H213V212H212V211H209V212H210V216H211V214H213L214 212H219V213H218L219 215L216 213V216H217V217L215 216V213L213 214V215L215 216V217H214V220H215V218L217 219V220H215V222H216V221H219V222H220V221H221L220 219H222V218L225 219V218H226L225 216H229V217H231V215L234 214L235 212H237V213H239V214H241V215H242V214H243V215H246V214H247V211H246V208H247V205H246V204H247V201L251 200V199H252V198H251L252 195H255L256 192H258V190H257L258 188L261 189V186L264 187V186H263L264 183H262L261 185L257 184V188L255 189V186H253V185L251 184V181H253ZM1 181H3V182H1ZM43 181H44V183H43ZM26 182H27V183L29 184V186H30V187H29L28 184H27V189L25 188V187H26V185H25ZM193 182H197L196 184H198V181H193ZM193 182H189V181H187V182L184 183V184H186V185L194 184V185H195V183H193ZM200 182H201L202 184H206L205 181H200ZM249 182H250V183H249ZM3 183H4V184H3ZM7 183H8V184H7ZM9 183H10V184H9ZM19 183H20V185H21L20 187H19ZM45 183H48V184H46V185H48V186H46ZM59 183H60V182H58V184H59ZM252 183H253V182H252ZM254 183H253V184H254ZM2 184H3V185H2ZM40 184H41V185H40ZM52 184H53V185H52ZM101 184L103 185L104 183H101ZM4 185L6 186V188H5ZM9 185H10V186H9ZM44 185H45V186H44ZM59 185H60V184H59ZM59 185H58V186H59ZM61 185L63 186V184H61ZM61 185H60V186H61ZM99 185H100V184H99ZM99 185H98V186H99ZM102 185H101L102 188H100V186H99L100 191H104V192H105V190H106V192H107V191L109 192V190H110V188H111L110 185H108V184H104L103 186H102ZM249 185H252V186H249ZM24 186H25V187H24ZM50 186H51V187H50ZM62 186H61V187H62ZM172 186H173V184H172ZM258 186H259V187H258ZM250 187H251V188H250ZM253 187H254V188H253ZM24 188H25V189H24ZM29 188H30V189H29ZM54 188H56V187H54ZM57 188H60V187H57ZM248 188H250V189H248ZM7 189H8V190H7ZM10 189H11V190H10ZM103 189H104V190H103ZM107 189H108V190H107ZM172 189H173L174 192L176 191L175 187H174V188L172 187ZM174 189H175V190H174ZM240 189H241L243 192H242V191H239V192H238V190H240ZM252 189H253V190H252ZM28 190H29V191H28ZM247 190H248V191H247ZM251 190H252V192H251ZM255 190H256V192H255ZM5 191H6V192H5ZM14 191H15V192H14ZM30 191H31L32 193H31ZM75 191H76V189H75L74 191H73V190L71 191V192L73 193V195H72V193H71V196L73 197V200H76L75 204L78 205V204H80V202L78 201V199H79L78 197H81V198H82V194H83V196L87 197V195H85V194H87V193H85V192L82 193V192H81V193H82V194H81V193H78V192H80V191H78L77 194H79V195H77V194H75ZM249 191H250V193H249ZM7 192H8V194H7ZM11 192H12V193H11ZM19 192H20V193H19ZM29 192H30V194H29ZM247 192H248V193H247ZM1 193H2V194H1ZM5 193H6V195H5ZM13 193H14V194L16 193V194H15L16 199H15ZM175 193H176V192H175ZM251 193H252V194H251ZM22 194H23V195H22ZM176 194H177V196H178V193H176ZM246 194H247V195H246ZM249 194L251 195V197H250L251 199H249V197H248ZM10 195H11V196H10ZM12 195H13V196H12ZM76 195H77L78 197H77ZM241 195H240V196H241ZM250 195H249V196H250ZM6 196H7V197H6ZM9 196H10L12 199H11ZM75 196H76V198H74ZM18 197H19V198H18ZM20 197H21V198H20ZM246 197H247V199H249V200H247ZM2 198H3V199H2ZM13 198H14L15 200H14ZM9 199H11V202L14 201V202H12L13 204L10 202V203L12 204V205H9L10 208L7 207L8 202L10 201ZM17 199H18V200H17ZM19 199H20V200H19ZM46 199H47V198H46ZM46 199H45V201H47ZM82 199H84V198H82ZM244 199H245V201H244ZM8 200H9V201H8ZM225 200H226L227 202H223V201H225ZM242 200H243V202H241ZM6 201H7V202H6ZM19 201H20V202H19ZM138 201H139V200H136V202H138ZM236 201H237V199H236ZM252 201H253V200H251L250 202H251L252 204H254V203H253L254 201H253V202H252ZM78 202H79V203H78ZM140 202H141V201H139V202L137 203L138 206L140 205V204H139ZM220 202H223L222 204H224V206H225V204H226V205L228 204V206L224 207V206H222L221 204H220V206H219V203H220ZM230 202H231V203H230ZM245 202H246V203H245ZM20 203H21L22 205H21ZM158 203H159V202H157V203L154 202V203L152 204L153 207L157 205L156 209H155V207L153 208V212H154V209H155V213L158 212L157 214L160 215L159 213L162 212V211H161V210L163 209L162 207H163L164 205H166V203H164V204H161V203L158 204ZM236 203H235V205H236ZM5 204H6V207L8 208V211H7V208L4 206ZM106 204H107V203H106ZM106 204H105V208H106ZM133 204H134L135 206H134ZM155 204H156V205H155ZM255 204L257 205V207H258V206H259V207L257 208V207L255 206L254 210H251V209L248 208V209L250 210V211L248 210V214H249V215H250V212H251V211H252L251 214H253V215L256 214V215H257V212H258V211H256V210H257V209H261V208L264 207L262 204L259 205L258 203H256V200H255ZM255 204H254V205H255ZM31 205H32V204H31ZM109 205H110V204H109ZM109 205H107V208H106V209H105V208H102L101 210L99 209L100 212H102V215H104L103 213H105V214L108 213L107 209L109 208ZM229 205H230V206H229ZM240 205H242V206H240ZM245 205H246V206H245ZM13 206H14V207H13ZM34 206H35V205H34ZM79 206H80V205H79ZM133 206H134L135 208H134ZM138 206L136 207L135 201H134V202H131V203L129 204V206H128V207H129L128 210H129L130 212H133L134 210H135V211L138 210L137 213H138V215H140V213H139V212H140L139 209L141 210V208L138 207ZM160 206H162V207H160ZM244 206H245V207H244ZM3 207H4V208H3ZM15 207H16V208H15ZM21 207H22V208H21ZM23 207H24V209H23ZM25 207H26V209H25ZM27 207H28V208H27ZM32 207H33V205H32ZM131 207H132V208H131ZM217 207H218V208L220 207V208H222V209H223V207H224L225 209H224L223 211H225V212H223V214H222V209L219 210V209H217ZM228 207H229V208H228ZM233 207H234V208H233ZM240 207H241V208H240ZM35 208L38 209V210H35ZM130 208H131V209H130ZM160 208H161V209H160ZM232 208L235 209V211L232 210ZM244 208H245V209H244ZM103 209H105V210H103ZM158 209H159V210H158ZM227 209H228V212H227ZM230 209H231V211H230ZM241 209H242V212H241ZM9 210H10V211H9ZM13 210H14V211H13ZM26 210H29V211H26ZM43 210H44V209H43ZM132 210H133V211H132ZM157 210H158V211H157ZM201 210H202V209H201ZM203 210L206 211V212H208V211L205 210V209H203ZM203 210H202V211H203ZM218 210H219V211H218ZM243 210H245V211H243ZM262 210H263V209H262ZM262 210H261V212H260V210H259L258 215H257V216H259L260 218H258L257 216H255V218L257 217L256 219H258V220H257V221L254 220L255 224L253 225V223H252V226H253V227H252V226H249V227H242V230H243V228H246V229H245V231H246L247 229H249V228L252 227L251 229H249V231L254 232V234L251 233V232H250V233L253 234L255 237H257V235H258V237H259V236H264V226H263V225H264V220H263V219H264V216H263V215H264V210H263V211H262ZM11 211H12V212H11ZM45 211H46V210H45ZM94 211L96 212L97 210L94 209ZM103 211H104V212H103ZM105 211H106L107 213H106ZM135 211H134L133 213H135ZM204 211H203L204 216H208V218H209V217H210V216H209V213H206V214H205ZM220 211H221V212H220ZM254 211H255L256 213H255ZM8 212H9V213H8ZM10 212H11V213H10ZM47 212H48V211H47ZM211 212H212V213H211ZM230 212H231V213H230ZM7 213H8V214H7ZM21 213H20V215H21L20 218H21V219L23 218L22 221H23V220L25 221V220H26V219H25L26 216H23V214H21ZM137 213H136V214H137ZM226 213L229 214V215H227ZM261 213H262L263 215H262ZM6 214H7V215H6ZM50 214H53V213H50ZM207 214H208V215H207ZM220 214H222V215L225 214V215L222 216V215H220ZM230 214H231V215H230ZM248 214H247V215H248ZM11 215H12V216H11ZM44 215H46V216H44ZM1 216H2V215H1ZM1 216H0V218H1L0 221H1L2 223L0 222V223H1L0 226H1V225L3 226V227H2V228H3V232H4V231H5V232H4V233H0L1 236L3 237V238H2V237L0 236V241L6 240V239H11V240H13V246H14V248L17 247L18 250H19V251H18L17 248L15 249V250H17V251L19 252V254H18V252L15 253V252H14L15 250L13 251V252L16 254V256H17V254H18V256L23 255V256H21V257H25V258L27 257V258H28V257L30 256V252H32V253L34 252V253H35V250H36V252H37V248H38V249H39V252L36 253V254H38V258L41 256V255L39 256V253L42 254V253H45V252H46V255H45V257H46V264H48V263H49V264H57V263H56L57 261H59L58 263H60V261H64V262L66 261L68 264H72V263L69 262V261H70L71 259H74V257H77V254H78V257H79V261H78V263L76 262V263H73V264H88V263L90 264L91 261L89 262V260H90V259H93V257H94V260L91 262V264H94V263H95L94 261H95V259H96L95 256L90 255L91 257H90V256L87 257V255L91 254V251H93L95 248H96V249H100V250L102 251L103 248H104V246H105V249H104V250H105V252H106V251H109V250H110V247H111V244H110L109 242H107V240H105L104 238H102L101 234H100V235H99V234L96 235V236L99 235L97 239L100 238V239H99V240H100V244H99V241H98V240H97L98 242H96L97 244L94 243L95 240H90V241H92V243H91V245L93 244L92 246L89 244L90 242L87 241L88 238L90 237V238L92 239L93 237H95L94 232H93L92 230H90V229H94L95 227L98 228L100 225H99V224H98L99 226H98V225H95V222H96V221H95V220H94V221L91 220L90 217H89V218H88V217H85V218H87V220L85 219V221H84V220H83L84 217H83V219H82L81 216L78 215L77 211H76L75 216L80 217L82 220L80 221V218L78 219V217H77L78 220H77V219H76V220H77L78 222L76 221V223L79 224V225H82V228L84 227V229L82 230V228H81L80 226L76 225L75 222H74V223H75V224H74V223H73V219H71V218H69V219L67 218V219H68V221L71 220L72 223H71V222L68 223V221H67L66 223H67L68 225H67V226H66V225L64 226V224H66L65 221H64V218L62 219V220H63V221H62L61 219H57V218L54 216L52 219H55V218H56V222H58V225L61 224L59 230H61V228H62V230H63V228H64V230H63V231L61 230L62 232H60L59 230H56V233H57V234L55 235V236H56V238H55L56 241H50L52 244H51L50 242H49V244H51V245H49V244H47V243H43V244H45V245H44V248H43V246H42L43 249H42V248L40 249L39 247H35L34 245H36V244H33V243H32L33 241H34L35 243H37V241L33 238L34 235H29V237H32V238L34 239V240H32L31 242H29L31 238H29V237L26 236V235H22V236H21V233H20V232H18V235H19V233H20V236H17V235H16L17 232L11 231V229L8 228V227H10V226H8L9 224H8L6 221L9 220V219L11 220V219H13V218H15V220H16V218H17L16 216L13 217V218H10V217H9V219H6L5 217H3V216L1 217ZM22 216H23V217H22ZM41 216H42V217H41ZM50 216H51V217H50ZM261 216H262V219H261ZM24 217H25V218H24ZM33 217H34V218L38 217V219L36 218V220H34ZM46 217H47V219H45ZM48 217H49L50 219H49ZM219 217H220V218H219ZM224 217H225V218H224ZM2 218H3V219H2ZM7 218H8V217H7ZM39 218H40V220H43V219H44V220H43V221H40ZM72 218H73V216H72ZM74 218H75V217H74ZM211 218H212V219H211L210 221L213 222V221H214V220H213V216H211ZM4 219H5V220H4ZM67 219H66V220H67ZM88 219H89V220H88ZM227 219H228V218H227ZM37 220H38V222L40 221L41 224H40V222L38 223ZM57 220H58V221H57ZM59 220H60V221H59ZM198 220H199V219H198ZM260 220H261L262 222L259 224V227H260V229H259V227H257V226H258V223L260 222ZM4 221H5V222H4ZM61 221L64 222V223H62ZM74 221H75V220H74ZM83 221H84L86 224H85ZM91 221L94 222V225H90V226H89V224L91 223ZM223 221H224V220H223ZM80 222H81V223H84V224H81ZM256 222H258V223H256ZM70 223H71V224H70ZM88 223H89V224H88ZM96 223H97V222H96ZM4 224H8V225L6 226V225H4ZM38 224H39V225H38ZM62 224H63V225H62ZM87 224H88L89 228L87 227ZM256 224H257V225H256ZM262 224H263V225H262ZM73 225H75V230H74ZM84 225H85V226H84ZM192 225H193V224H192ZM5 226H6L8 229H10L9 231L12 232L13 234L10 233V232L8 231V229H7ZM39 226H41V227H39ZM61 226H62V227H61ZM69 226H70V227H69ZM71 226H72V228H71ZM193 226H194V225H193ZM262 226H263V227H262ZM78 227H79L80 230L78 229ZM86 227H87V228H86ZM256 227H257V229H255ZM4 228H6V229H4ZM76 228H77V229H76ZM253 228H254V229H253ZM66 229H68V230H66ZM69 229H72L74 232L76 231L77 234L74 233L72 230H71V232H73V233L70 232V233L66 234L67 232L70 231ZM86 229H87V230H86ZM88 229L91 231V233L94 234V236H93L92 234H89V233H88V232H89ZM65 230H66V231H65ZM77 230H79V231H77ZM58 231H59V232H58ZM80 231H81V232L85 231V232H83V233H85L86 236H87V234H88L89 237H88V236H87V237H84V238H87V239H86V243H85V240L82 239V236H84V235H83V233H82V235H81V232H80ZM243 231H244V230H243ZM0 232H1V231H0ZM7 232H8V233H7ZM64 232H65V233H64ZM255 232H256V233H255ZM9 233L12 234V235H9ZM78 233H80V235H79ZM248 233H249V232H248ZM259 233H260V234H259ZM7 234H8V235H7ZM34 234H35V233H34ZM70 234H72V237H71ZM75 234H76V236L74 237ZM251 234H250V236H253V235H251ZM255 234H257V235H255ZM6 235H7V236H6ZM5 236H6V239H4ZM10 236H12V237H10ZM13 236H14V237H13ZM254 236H253V237H254ZM16 237L19 239V241H18V239H17ZM21 237H22V238H21ZM24 237H25V240H27V241L24 240ZM27 237H28V239H27ZM73 237H74V238H73ZM143 237H144V235L142 236V240H141V241H148V239H150L149 236H146L147 238L144 237V239H143ZM255 237H254V238H255ZM12 238H13V239H12ZM57 238H58V240H57ZM75 238H77V239L75 240ZM101 238H102V241H101ZM145 238H146V239H145ZM221 238H222V237H221ZM221 238L218 237V241H220V243H222V244L225 246L224 248H231V247H235V248H236V245H231V243H229L230 241H228V239H226V238H222V239H221ZM2 239H3V240H2ZM14 239H15V240L17 239V242H20V243L15 242ZM22 239H23V241H22ZM95 239H96V238H95ZM103 239H104L105 241H103ZM225 239H226V240H225ZM59 240H60V241H59ZM77 240H83L84 243H81V245H78V243L76 242ZM223 240H225V241H223ZM24 241H25V242H24ZM58 241H59L61 244H60ZM222 241H223V242H222ZM226 241H227V242H226ZM26 242L29 243V244L32 243L33 246H32L31 244H30V245L27 244ZM56 242H57V243H56ZM68 242H69V243H68ZM70 242H71V243H70ZM74 242H75V244H73ZM80 242H82V241H80ZM101 242H102V244H101ZM105 242H106L107 244H106ZM58 243H59V244H58ZM76 243H77V245H76ZM104 243H105L106 245H105ZM227 243H229V244H227ZM15 244H16V245H15ZM17 244H19V246H18ZM20 244H21V245H24V247L27 245V246L25 247V250H24V248H22L23 246H21ZM43 244H42V245H43ZM46 244L48 245L47 247H46ZM54 244H56V245H54ZM63 244H64V245H63ZM66 244H68V245H66ZM87 244H88V245H87ZM103 244H104V246H102ZM108 244H110V247H109ZM60 245H61V247H59ZM83 245H84V246H83ZM86 245H87V248H85ZM99 245H100V246H99ZM29 246H30V247L32 246V247H34V248H36V249L34 250V248H30ZM36 246H38V245H36ZM50 246H51V247H50ZM62 246H64V248H63ZM79 246H82V248H85L86 251H85L84 249H82V248L80 249ZM89 246H90V247H89ZM19 247H20V248H19ZM53 247H54V248H53ZM93 247H94V249H91V248H93ZM29 248H30V249H29ZM50 248H51V249H50ZM52 248H53V249H52ZM72 248H73L76 252H78L79 249H80V251H81V250H82V251L84 250L85 253H83V254H84V255H83V254H81L82 252L80 253V251H79V253L81 254V255H80L79 253H76ZM77 248H78V249H77ZM20 249H21V250H20ZM45 249H47V250H45ZM49 249H50V250H49ZM61 249H62V250H61ZM30 250H31V251H30ZM40 250H41V251H42V250H45V252H40ZM51 250H52V251H51ZM56 250H57V251H56ZM90 250H91V251H90ZM166 250H167V249H165V251H164V249H163V250H160V254H164V253L167 254V255L170 254V253H169V250H167L168 252H166ZM27 251H30L29 254H28ZM49 251H50V252H49ZM58 251H60V252H58ZM61 251L63 252V254L61 253ZM73 251H74V252H73ZM87 251H89L90 253H88ZM20 252H21V253H20ZM26 252H27V253H26ZM86 252H87V255H86ZM161 252H162V253H161ZM24 253H25V254H24ZM34 253H33V255H34ZM49 253H51L52 256H51ZM52 253H53V254H52ZM65 253H66V254H65ZM73 253H74V254H73ZM26 254L29 255V256H26ZM36 254H35V255H36ZM55 254H56V255H55ZM68 254L70 255V257H69ZM165 254H164V256H165ZM13 255H14V254H13ZM35 255H34V256H35ZM54 255H55V256H54ZM59 255H60V256H59ZM61 255H62V257H61ZM64 255H65L66 257H65ZM67 255H68V256H67ZM82 255H83V256H82ZM16 256H15V257H16ZM31 256H32V254H31ZM31 256H30V257H31ZM36 256H37V255H36ZM43 256H44V254H42V258L40 257V258H41L40 260L45 259V257H43ZM47 256H48V257H47ZM80 256H81V257H80ZM92 256H93V257H92ZM217 256H218V255H217ZM217 256H216V257H217ZM30 257H29V258H30ZM49 257H50V259H49ZM51 257H52L53 259H52ZM64 257H65V258H64ZM84 257H85L86 259H85ZM89 257H90V259H89ZM216 257L214 256V258H213L214 260H216V262H214L213 259H211V261H210V263L212 262L211 264H215V263H217L218 261H220V258H221V257L219 256V257H218L219 259H218V258L216 259ZM35 258H36V257H35ZM47 258H48V260H47ZM70 258H71V259H70ZM82 258H83L84 260H83ZM87 258H88V260H87ZM64 259H65V260H64ZM56 260H57V261H56ZM87 261H88V262H87ZM83 262H84V263H83ZM96 262H99V261L96 260ZM105 262H106V261H105ZM105 262L103 261L102 263L105 264ZM109 262H110V261H109ZM109 262L107 261L106 263H107V264H112L111 262H110V263H109ZM67 263H66V264H67ZM100 263H101V262H100ZM210 263H209V264H210ZM35 264H36V263H35Z\"/></svg>",
  "mask_w": 264,
  "mask_h": 264
}]
</instances>
